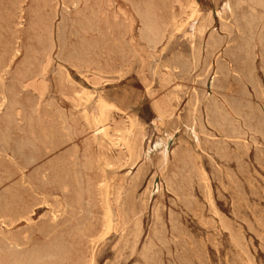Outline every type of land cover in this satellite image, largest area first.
Instances as JSON below:
<instances>
[{
  "label": "rangeland",
  "instance_id": "rangeland-1",
  "mask_svg": "<svg viewBox=\"0 0 264 264\" xmlns=\"http://www.w3.org/2000/svg\"><path fill=\"white\" fill-rule=\"evenodd\" d=\"M127 1L128 0H109V1H106V0L105 1L104 0H94V1L92 0H86V1L85 0H67V1L66 0H52V1L51 0H0V35H1L0 36V60L2 62L0 63V84H1L0 85V106H1L0 108V111H1L0 112V136H1L0 137V156H1L0 157V187H1L0 188V202L2 203V204L0 203L1 204L0 207L2 209V211L0 209V242L2 243V244L0 243V246H3L4 249L6 247L7 251H11L6 242L9 240H16L21 243V247L15 248L14 251L19 252L21 254H27L29 252L31 253L34 250L35 251L41 250V252L46 253V250H49V248H52L55 245L59 246V248L62 250H65V251L68 250L66 251L68 253L66 255L67 257L66 259L67 261L65 260L66 262L65 261L60 262L58 259L54 257L52 258L48 256L47 254L45 255L42 254V256L40 257L41 259L39 261L40 264H45L44 262H46V264H56V263L57 264H82L83 261L88 260L92 257L95 260V264H153L155 261L156 263L154 264H159V263L160 264H198V263L199 264H250V263L254 264V262L255 264H264V157H262L264 156V138H263L264 137V132H263L264 131V94H263L264 93L263 91L264 90V71H263L264 70V65H263L264 63V59H263L264 58V42H263L264 41V37H263L264 36L263 35L264 34V26H263L264 25L263 23L264 22V14H263L264 13V0H254V1L253 0H241V3L239 2L240 0L238 1L232 0L233 2L231 0H169L171 1V3L168 0H158V1L148 0V6H147V0H142V1L141 0H138V1L130 0L128 2ZM229 1H231V3H229ZM61 2H64V3H61ZM132 2L135 3L134 4L135 6L130 5V4H133ZM244 2L246 4H244ZM76 3L82 7L80 6H79L80 8L76 7L78 6L76 5ZM100 3L102 6L99 5ZM260 3H263L262 4L263 6L261 5V6L256 7V5H260ZM141 4L143 5L145 4V6ZM150 4L152 5V8ZM97 5H98V8H97ZM136 5L138 6V8ZM159 5L161 8L159 7ZM142 7L145 9H143ZM238 7H240V9L243 12L239 10ZM249 7L250 8L252 7V9L249 10ZM185 9L186 11H184ZM65 10L67 13H65ZM75 10L76 12H74ZM153 10L156 11V14L153 12ZM193 10H195L198 15V17L195 18L194 26H193L194 18L190 17ZM143 11H145V13ZM234 11H236V13ZM20 12L22 13V15L19 14ZM135 12H136V15H135ZM165 12L167 15L165 14ZM100 13L102 16L100 15ZM237 13L239 14L241 13L240 15L238 14L239 17H237L238 16ZM92 14H95L96 16L95 15L92 16ZM143 14L146 15V17H144ZM242 14L244 17L242 16ZM86 15L88 16V20H86L87 18H85L87 17ZM259 15L261 16V18ZM225 16L226 17L228 16V17L226 18ZM254 16H256V19L254 18ZM64 17L66 19H64ZM91 17L92 19L95 17L93 21L92 19H90ZM110 17H112V19ZM232 17H234L235 19L234 18L231 19ZM258 17L260 18L261 21L259 20ZM97 18L99 19L97 20ZM105 18H108V19L105 20ZM126 18H128L127 21H126ZM170 18H171V21L169 20ZM208 18H210V21H208L209 20ZM241 18L243 20H241ZM142 19L145 21L143 22ZM204 19L207 22H205ZM79 20L82 22V24ZM107 20H108V23H107ZM148 20L150 24H148L149 23ZM75 21L78 23L80 22L82 27L80 24L75 23ZM102 21L103 22L106 21V22L102 24ZM140 21L143 22L142 23L143 25L140 24L141 23ZM155 21L157 25H155L154 23ZM201 21L202 22L204 21V22L202 23ZM19 22H21L22 24ZM86 22L88 23L92 22V23L87 24ZM119 22L123 24H120ZM180 22L182 23L180 24ZM210 22H213V23L209 24ZM221 22L224 24H222ZM230 22L235 23V24H232ZM249 22L251 23L249 24ZM59 23L62 25H60ZM220 23L224 25L225 27L224 26H223L224 28L221 27L222 25H220ZM57 24L61 27L59 28ZM76 24L80 26H77ZM164 25L166 26L164 27ZM226 25L229 27H227ZM167 26L168 28H166ZM200 26L202 27L203 30H201ZM83 27H87L88 30ZM147 27L148 29H146ZM149 27L152 29V31L154 30L156 31L158 28L159 29L156 32L154 31V33L152 32L154 34L153 35ZM237 27L238 28L240 27L239 30ZM63 28L65 30H63ZM231 28H234L235 30L234 29L232 30ZM89 29H92V30H89ZM170 29H172L173 32ZM197 30H198V34H197ZM229 30L230 31L232 30L231 33ZM251 30H252V33H251ZM146 31L148 32V34L150 33L148 35V40H147ZM159 31L162 32V35L161 33H159ZM199 31H202V32H199ZM191 32L195 34H192ZM81 33L82 34L84 33V34L82 35ZM155 33H157V36L159 35V37H157ZM235 33L237 34L235 35ZM200 34L202 36L203 41L201 40ZM43 35L44 37H42ZM58 35L59 36L64 35V36L58 37ZM160 35L161 36L165 35L164 37L166 38L164 37L162 38ZM238 35L241 36V38ZM102 36L103 37L106 36V37L103 38ZM85 37H87L86 40H84ZM191 37L192 39H190ZM211 37L213 38L215 37V41ZM232 37H235V38H232ZM160 38L164 40L162 41ZM247 38L248 40L246 41ZM234 39L236 41H234ZM41 40H44V41H41ZM58 40L62 41V43L60 44ZM104 40H106V42ZM77 41L79 44L77 43ZM81 41L82 42L84 41V42L82 43ZM148 41L149 42L152 41L153 45H152V42H151V45L148 44ZM155 41L158 43H154ZM185 41H187L188 43H186ZM218 41L220 42L221 46L219 45ZM232 41L236 45L232 44ZM38 42H40V44ZM93 42L94 44H92ZM211 42H215V43H212L211 45L210 44ZM81 43L82 45L83 44L84 45L82 46ZM169 43L172 44V46L169 45ZM147 44L149 45V47ZM154 44H158V47H156L157 45L154 46ZM63 45L64 47H62ZM76 46L78 47V49H76ZM211 46L213 47L215 46V48H212ZM206 47L210 49L206 50L207 49ZM83 48L85 50H82ZM92 48H94V50ZM196 48H197V51H196ZM199 48L200 50L198 51ZM89 49L92 51V53L90 52ZM108 49L110 50V52ZM213 49H215V53L213 52L214 51ZM122 50L124 52H122ZM164 50H167V51H164ZM227 50L229 51V53ZM83 51L84 52L86 51L88 54L86 52L84 53ZM98 51L100 52L98 53ZM196 52H198L197 54L199 55H197ZM261 54L263 55L261 56ZM61 55L63 57H61ZM72 55L77 60L76 61L74 58L75 63L73 62ZM136 55L138 56V58ZM226 55L227 56L229 55L230 57L228 56L229 57L228 58ZM196 56L198 58H196ZM88 57L91 60L88 59ZM157 57L158 58L160 57L161 59L160 58L158 59ZM180 57L183 60L184 59L185 60L183 61ZM209 57L211 58V60ZM70 58L72 60H70ZM85 58L87 59V61ZM171 58H173L175 62ZM250 60H252V62ZM253 60L254 61L256 60V61L254 62ZM187 62H188V65H186ZM248 62L249 64L251 63L253 64L249 65ZM223 63L225 64L223 65ZM175 64L176 66H174ZM210 64L213 66H209ZM82 65L83 66L85 65L87 67L85 66L83 67ZM79 66L80 67L82 66V68H80ZM190 67H191V70H190ZM102 68L104 70H102ZM184 69L186 71H184ZM5 71H7V73ZM59 72L61 73V75L62 74L64 75L61 76ZM167 72L169 73V75L167 74ZM30 74L32 75L30 76ZM63 76H65V78ZM169 77H171L172 80H169L170 79ZM173 78H175V80ZM198 78L200 81H198ZM153 81L155 83H153ZM165 81L168 84V86L165 83ZM196 81L198 82L196 83ZM214 84H217V85H214ZM33 91L34 93H32ZM186 91L188 94L186 93ZM173 94H175V96H173ZM171 96L173 97L171 98ZM203 98L207 99V100L205 99L206 102ZM192 99H195V100L193 101ZM52 100H53V103H51ZM76 102L78 104H76ZM167 103L169 104L167 105ZM170 103L172 104L170 105ZM186 105H187V109H185ZM168 108L170 109L168 110ZM218 109H219V112H216L218 111ZM227 111H228V114H226ZM194 112H195V115H194ZM208 116H210L209 119H207ZM243 116H244V119L248 118V120L247 119L244 120ZM248 116H251V117H248ZM216 117L218 118V122H215ZM28 118L30 120H28ZM200 118L202 119V123L201 121H199L201 120ZM66 119H68L69 122H67L68 120ZM167 120L169 122H167ZM233 120L235 122H233ZM52 122L55 124H53ZM76 122H77V125H76ZM135 122H136L135 125L137 126L139 125L138 127L134 125ZM139 122L141 124H138ZM154 122L155 123L157 122L156 123L157 126L156 124H154ZM113 123L115 124V126ZM191 123L194 125H192ZM210 124H212V126ZM252 125H253V128H252ZM71 126H72V129L70 128ZM194 126H196L197 128ZM53 127L55 129H53ZM67 127L70 128V130ZM120 127L125 131L121 130ZM28 129L29 131L31 129L33 130L29 132ZM254 130H256V132ZM185 131H187V133ZM201 131H203L206 134L204 135V133H202ZM9 132L11 135L9 134ZM224 132H227V133H224ZM243 132L244 134L247 133L246 134L247 136L244 135ZM1 133L3 136L1 135ZM27 133L31 136H29ZM196 133H197V137H196ZM229 134L231 137L232 136L234 138L237 137L236 140L233 138L231 139ZM251 134H254V135H251ZM127 135L129 137H127ZM198 136L201 138V140L200 138H198ZM260 136L262 138H260ZM25 137H28V138H25ZM192 138L194 141L192 140ZM28 139L29 141H27ZM22 141L26 145H24ZM126 141L128 142L129 146L126 145L125 143ZM136 141L142 142L140 144L138 143L139 145H142V147L138 146ZM31 142L34 144H32ZM233 143L234 145H232ZM202 144H204V146ZM27 145L29 146V148H27L28 147ZM19 146L23 148H20ZM24 146H27V147H24ZM33 147H35V149ZM133 147H136V148H133ZM135 149L136 150L140 149V150L136 151ZM209 149L211 153L209 152ZM246 150L248 153L246 152ZM1 153H3V155ZM137 153L140 154V155L138 154L140 157L137 155ZM217 153L219 155H217ZM24 158L25 159L27 158V159L25 160ZM138 158L140 159L138 160ZM135 160H136V164H135ZM190 160L192 163L190 162ZM31 161L32 163L35 161L34 164H32ZM96 161L97 163H95ZM160 162L163 164H159ZM186 164H188L189 166ZM28 166H31V167H28ZM165 166H167L166 167L167 169L165 168ZM163 167L165 168L164 170H163ZM140 170L141 172H139ZM160 171L161 173H159ZM163 171H165V173ZM78 172L79 173L81 172L80 173L81 175L78 174ZM35 174L36 175L39 174V175L34 176ZM114 175L117 177H115ZM9 176L11 177L9 178ZM112 176H114V178ZM183 176L185 177V180L183 179ZM36 177H38L37 179L39 180H37ZM29 178L31 181L29 180ZM190 178L191 180H189ZM206 178H208L209 180ZM124 180H126V182ZM186 183L188 184L189 187L187 186ZM31 184L34 186H32ZM191 184L192 186H190ZM73 186H76V187H74L73 189ZM98 186H100V188ZM167 186L169 187V189ZM120 189H122V191ZM102 190H104L103 191L104 194L100 195L102 194ZM34 191H36V193L38 194H36ZM89 191H91V193H89ZM119 191H121V194ZM173 191L175 193H173ZM223 191H225V193ZM126 192L127 193L130 192V193L127 194ZM257 192L258 194H256ZM83 193H84V196H82ZM117 194L118 196L116 199ZM106 196L107 198H105ZM192 199L194 200V202ZM211 199H212V202H211ZM105 200L108 202L106 203ZM127 201L130 203V205L132 204L131 206H133V204L134 206L130 207L129 203H126ZM45 203L46 204L48 203L49 205L47 204L46 206ZM64 203H66L68 206ZM189 203H191L190 206H189ZM107 205L109 207H106ZM60 207L63 209H61ZM191 207L192 209H190ZM212 207L215 213L211 209ZM5 211H6V214L3 215ZM107 211H110V214ZM126 211H128V213ZM11 212L13 213L11 214ZM140 212H143V213H140ZM154 212H156L157 214H155ZM21 213L23 214L21 215ZM92 214L95 217L92 216ZM87 216L89 217L88 219L86 218ZM105 216L106 217L108 216V219H106ZM24 220H27V221H24ZM53 220H54V223L52 222ZM109 221H111V228H110V231L108 232L109 234L106 236L107 234L106 226L108 224L107 222ZM103 224L105 228H102ZM138 224L140 227L138 226ZM154 224L156 227H154ZM5 226L7 227V229ZM82 227H84V229H82ZM154 228L155 229L157 228V229L155 230ZM172 229L173 231L176 230L175 232L177 233L175 232L173 233ZM155 232L156 234L159 233V235L161 234L163 236L157 235L158 237L157 238ZM61 238L64 240H62ZM234 239L236 240L234 241ZM61 240L63 241L64 244H62ZM54 242H57V244ZM68 242L69 244H67ZM134 242L135 243L137 242V244H134ZM151 243L152 244L156 243V244L151 245ZM39 246H41L43 249ZM151 246L152 247L156 246V247H153L154 248L153 249ZM239 246H242L241 249L243 250H241ZM37 247H39V250ZM70 247H72L73 249ZM146 248L148 249L150 248V249L149 250L147 249L148 250L147 251ZM244 249L246 253L244 252ZM69 251H71V254ZM2 252L0 251V256L2 255L1 254ZM94 252L96 254L92 255L94 254ZM159 252H160V255H159ZM141 253L145 255L143 256ZM153 253H154V256H153ZM158 257L160 259H158ZM143 259L145 260V262L143 261ZM151 259L155 261H152ZM146 260H148L147 263H146Z\"/></svg>",
  "mask_w": 264,
  "mask_h": 264
},
{
  "label": "bare ground",
  "instance_id": "bare-ground-1",
  "mask_svg": "<svg viewBox=\"0 0 264 264\" xmlns=\"http://www.w3.org/2000/svg\"><path fill=\"white\" fill-rule=\"evenodd\" d=\"M51 1H52V0H51ZM66 1H67V0H66ZM85 1H86V0H85ZM92 1H94V0H92ZM104 1H105V0H104ZM106 1H109V0H106ZM128 1H130V0H128ZM128 1H127V2H128ZM137 1H138V0H137ZM141 1H142V0H141ZM157 1H158V0H157ZM168 1H169V0H168ZM231 1H232V0H231ZM231 1H229V3H231ZM237 1H238V0H237ZM253 1H254V0H253ZM22 2H23V1H22ZM22 2H21V3H22ZM55 2H56V1H55ZM68 2H69V1H68ZM76 2H77V1H76ZM100 2H101V1H100ZM112 2H114V1H112ZM135 2H136V1H135ZM139 2H140V1H139ZM162 2H163V1H162ZM169 2L171 3V1H169ZM172 2H173V1H172ZM176 2H177V1H176ZM179 2H180V1H179ZM232 2H233V1H232ZM239 2L241 3V0H240ZM249 2H250V1H249ZM50 3H51V2H50ZM57 3H58V2H57ZM61 3H64V2H61ZM73 3H74V2H73ZM83 3H84V2H83ZM86 3H87V2H86ZM88 3H89V1H88ZM98 3H99V1H98ZM110 3H111V2H110ZM132 3H133V2H132ZM149 3H150V2H149ZM189 3H190V2H189ZM23 4H24V3H23ZM66 4H67V2H66ZM66 4H65V5H66ZM104 4H105V3H104ZM134 4H135V3L130 4V5H134ZM156 4H157V3H156ZM159 4H160V3H159ZM161 4H162V3H161ZM164 4H165V3H164ZM173 4H174V3H173ZM179 4H180V3H179ZM244 4H246V3L244 2ZM248 4H249V3H248ZM253 4H254V3H253ZM262 4H263V3H260V5H256V7H257V6H261ZM48 5H49V4H48ZM76 5H78V4L76 3ZM87 5H88V4H87ZM99 5H101V3H100ZM141 5H143V4H141ZM169 5H170V4H169ZM236 5H237V4H236ZM15 6H17V5H15ZM72 6H73V5H72ZM74 6H75V5H74ZM79 6H80V5H78V6H76V7H79ZM101 6H102V5H101ZM101 6H100V7H101ZM104 6H106V5H104ZM134 6H135V5H134ZM136 6H137V5H136ZM139 6H140V5H139ZM143 6H145V4H144ZM147 6H148V0H147ZM150 6H151V8H152V5H151V4H150ZM156 6H157V5H156ZM166 6H167V5H166ZM192 6H193V5H192ZM234 6H235V5H234ZM237 6H238V5H237ZM241 6H242V5H241ZM241 6H240V7H241ZM262 6H263V5H262ZM21 7H22V6H21ZM44 7H45V6H44ZM47 7H48V6H47ZM64 7H65V6H64ZM80 7H82V6H80ZM80 7H79V8H80ZM91 7H92V6H91ZM91 7H90V8H91ZM108 7H109V6H108ZM159 7H160V5H159ZM168 7H169V6H168ZM182 7H184V6H182ZM228 7H229V6H228ZM228 7H227V9H228ZM232 7H233V6H232ZM235 7H236V6H235ZM240 7H238L239 10H241ZM53 8H54V7H53ZM58 8H59V6H58ZM69 8H70V7H69ZM90 8H89V9H90ZM97 8H98V5H97ZM102 8H103V7H102ZM102 8H101V9H102ZM105 8H106V7H105ZM132 8H133V7H132ZM134 8H135V7H134ZM137 8H138V6H137ZM142 8H143V7H142ZM142 8H141V9H142ZM148 8H149V7H148ZM148 8H147V9H148ZM155 8H156V7H155ZM157 8H158V7H157ZM160 8H161V7H160ZM160 8H159V9H160ZM179 8H180V7H179ZM185 8H186V7H185ZM188 8H189V6H188ZM247 8H248V7H247ZM261 8H263V7H261ZM62 9H63V8H62ZM73 9H75V8H73ZM82 9H83V8H82ZM143 9H145V8H143ZM165 9H166V8H165ZM170 9H171V7H170ZM174 9H175V8H174ZM230 9H232V8H230ZM233 9H234V8H233ZM250 9H252V7H251V8L249 7V10H250ZM255 9H256V8H255ZM258 9H259V8H258ZM49 10H50V9H49ZM53 10H54V9H53ZM67 10H68V9H67ZM90 10H91V9H90ZM95 10H96V9H95ZM95 10H94V11H95ZM132 10H133V9H132ZM187 10H189V9H187ZM62 11H63V10H62ZM101 11H102V10H101ZM135 11H136V10H135ZM147 11H148V10H147ZM147 11H146V12H147ZM184 11H186V9H185ZM241 11H242V10H241ZM246 11H247V10H246ZM255 11H256V10H255ZM257 11H258V10H257ZM21 12H22V11H21ZM21 12H20L19 14L22 15ZM63 12H64V11H63ZM68 12H69V11H68ZM74 12H76V10H75ZM85 12H86V11H85ZM105 12H106V11H105ZM133 12H134V11H133ZM141 12H142V11H141ZM143 12L145 13V11H143ZM153 12L156 14V11L153 10ZM159 12H160V11H159ZM172 12H173V11H172ZM232 12H233V10H232ZM232 12H231V13H232ZM234 12L236 13V11H234ZM237 12H238V11H237ZM239 12H240V11H239ZM242 12H243V11H242ZM259 12H260V11H259ZM261 12H262V10H261ZM65 13H67L66 10H65ZM70 13H71V12H70ZM93 13H94V12H93ZM102 13H103V12H102ZM124 13H125V12H124ZM149 13H150V12H149ZM154 13H153V14H154ZM162 13H163V12H162ZM219 13H220V12H219ZM244 13H245V12H244ZM247 13H248V12H247ZM252 13H253V12H252ZM7 14H8V13H7ZM78 14H79V12H78ZM81 14H82V13H81ZM95 14H96V13H95ZM95 14H92V16L95 15ZM146 14H148V13H146ZM165 14H166V12H165ZM173 14H175V13H173ZM173 14H172V16H173ZM180 14H181V13H180ZM184 14H186V13H184ZM238 14H239V13H237V15H238ZM240 14H241V13H240ZM240 14H239V15H240ZM250 14H251V13H250ZM263 14H264V13H263ZM263 14H261V15H263ZM63 15H64V14H63ZM100 15H101V13H100ZM104 15H105V14H104ZM107 15H108V14H107ZM125 15H126V14H125ZM135 15H136V12H135ZM143 15H144V14H143ZM143 15H142V17H143ZM166 15H167V14H166ZM239 15H238L237 17H239ZM246 15H247V14H246ZM54 16H55V15H54ZM54 16H53V17H54ZM78 16H80V15H78ZM81 16H82V15H81ZM83 16H84V15H83ZM86 16H87V15H86ZM95 16H96V15H95ZM101 16H102V15H101ZM203 16H205V15H203ZM242 16H243V14H242ZM251 16H252V15H251ZM259 16H260V15H259ZM20 17H22V16H20ZM56 17H57V16H56ZM61 17H62V16H61ZM125 17H126V16H125ZM138 17H139V16H138ZM144 17H146V15H144ZM147 17H148V16H147ZM154 17H155V16H154ZM154 17H153V18H154ZM180 17H181V16H180ZM190 17L194 18V20H193V26H194V25H195V18L198 17L197 12H196L195 10H193V12H192V14H191ZM207 17H208V16H207ZM209 17H210V16H209ZM221 17H222V16H221ZM221 17H220V18H221ZM225 17H226V16H225ZM227 17H228V16H227ZM227 17H226V18H227ZM240 17H241V16H240ZM243 17H244V16H243ZM252 17H253V16H252ZM85 18H87L86 20H88V16L85 17ZM94 18H95V17H94ZM94 18H93V19H94ZM110 18L112 19V17H110ZM160 18H161V16H160ZM165 18H166V17H165ZM165 18H164V19H165ZM175 18H176V17H175ZM186 18H187V17H186ZM203 18H204V17H203ZM203 18H202V20H203ZM233 18H234V17H232L231 19H233ZM254 18L256 19V16H254ZM258 18H259V17H258ZM260 18H261V16H260ZM260 18H259V20H260ZM43 19H44V18H43ZM47 19H48V18H47ZM64 19H66V18L64 17ZM77 19H78V18H77ZM77 19H76V20H77ZM90 19H92V17H91ZM93 19H92V21H93ZM98 19H99V18H97V20H98ZM106 19H108V18H105V20H106ZM127 19H128V18H126V21H127ZM133 19H134V18H133ZM133 19H132V20H133ZM139 19H140V18H139ZM155 19H156V18H155ZM155 19H154V20H155ZM158 19H159V18H158ZM208 19H209L208 21H210V18H208ZM234 19H235V18H234ZM238 19H239V18H238ZM238 19H237V20H238ZM246 19H247V18H246ZM120 20H121V19H120ZM124 20H125V19H124ZM130 20H131V19H130ZM140 20H141V19H140ZM142 20H143V19H142ZM162 20H163V19H162ZM169 20L171 21V18H170ZM188 20H189V19H188ZM204 20H205V19H204ZM222 20H223V19H222ZM241 20H243V19L241 18ZM248 20H249V19H248ZM259 20H258V22H259ZM262 20H263V19H262ZM50 21H51V20H50ZM79 21H80V20H79ZM113 21H114V20H113ZM144 21H145V20H143V22H144ZM157 21H158V20H157ZM199 21H200V20H199ZM212 21H213V20H212ZM231 21H232V20H231ZM234 21H235V20H234ZM260 21H261V20H260ZM42 22H43V20H42ZM47 22H48V21H47ZM62 22H64V21H62ZM80 22H81V21H80ZM80 22L78 23V22L75 21V23H78V24H80ZM88 22H89V21H88ZM88 22H86V23H87V24H91V23H92V22H91V23H88ZM104 22H106V21H104ZM104 22L102 21V24H103ZM109 22H111V21H109ZM122 22H123V21H122ZM133 22H134V21H133ZM140 22H141V21H140ZM143 22H141L140 24H142ZM148 22H149V20H148ZM201 22H202V21H201ZM203 22H204V21H203ZM203 22H202V23H203ZM205 22H207V21L205 20ZM213 22H214V21H213ZM213 22H210L209 24H212ZM239 22H240V20H239ZM19 23H21V22H19ZM100 23H101V22H100ZM107 23H108V20H107ZM116 23H117V22H116ZM119 23H120V24H123L124 22H123V23L119 22ZM131 23H132V22H131ZM152 23H153V22H152ZM154 23H155V25H157V24H156V21H155ZM164 23H165V22H164ZM164 23H163V24H164ZM169 23H170V22H169ZM181 23H182V22H180V24H181ZM202 23H201V24H202ZM221 23H222V22H221ZM221 23H220V25L224 24V23H222V24H221ZM230 23H232V22H230ZM241 23H242V22H241ZM243 23H244V22H243ZM250 23H251V22H249V24H250ZM263 23H264V22H263ZM21 24H22V23H21ZM50 24H51V23H50ZM59 24H60V23H59ZM81 24H82V22H81ZM81 24H80V25H81ZM84 24H85V23H84ZM93 24H95V23H93ZM93 24H92V25H93ZM109 24H111V23H109ZM129 24H130V23H129ZM133 24H134V23H133ZM144 24H145V23H144ZM148 24H150V22H149ZM199 24H200V23H199ZM232 24H235V23H232ZM247 24H248V23H247ZM2 25H3V24H2ZM57 25H58V24H57ZM60 25H62V24H60ZM76 25H77V24H76ZM80 25H77V26H80ZM118 25H119V24H118ZM142 25H143V24H142ZM152 25H153V24H152ZM155 25H154V26H155ZM166 25H167V24H166ZM166 25H164V27H165ZM169 25H170V24H169ZM205 25H206V23H205ZM236 25H237V24H236ZM241 25H242V24H241ZM244 25H246V24H244ZM252 25H253V24H252ZM21 26H22V25H21ZM58 26H59V25H58ZM64 26H65V25H64ZM77 26H76V27H77ZM85 26H86V25H85ZM89 26H91V25H89ZM104 26H106V25H104ZM123 26H124V25H123ZM154 26H152V27H154ZM159 26H160V25H159ZM174 26H175V25H174ZM188 26H189V25H188ZM203 26H204V24H203ZM210 26H211V25H210ZM223 26H224V25H222L221 27H223ZM226 26H227V25H226ZM263 26H264V25H263ZM38 27H39V26H38ZM60 27H61V26H59V28H60ZM81 27H82V25H81ZM81 27H79V28H81ZM94 27H95V26H94ZM101 27H102V26H101ZM117 27H119V26H117ZM117 27H116V28H117ZM129 27H130V26H129ZM129 27H128V29H129ZM133 27H134V26H133ZM164 27H163V28H164ZM200 27H201V26H200ZM200 27H199V28H200ZM224 27H225V26H224ZM224 27H223V28H224ZM227 27H229V26H227ZM235 27H236V26H235ZM240 27H241V26H240ZM240 27H239V28H240ZM249 27H251V26H249ZM4 28H5V27H4ZM11 28H12V27H11ZM15 28H16V27H15ZM39 28H40V27H39ZM45 28H46V27H45ZM56 28H57V27H56ZM66 28H67V27H66ZM77 28H78V27H77ZM83 28H86V29H87V27H83ZM92 28H93V27H92ZM95 28H96V27H95ZM98 28H99V27H98ZM114 28H115V27H114ZM114 28H113V29H114ZM149 28H150V27H149ZM166 28H168V26H167ZM166 28H165V29H166ZM195 28H196V27H195ZM195 28H194V29H195ZM199 28H198V29H199ZM204 28H205V27H204ZM206 28H207V26H206ZM206 28H205V29H206ZM237 28H238V27H237ZM239 28H238V30H239ZM244 28H245V26H244ZM252 28H253V27H252ZM254 28H255V27H254ZM50 29H51V28H50ZM86 29H85V30H86ZM105 29H106V28H105ZM113 29H112V30H113ZM128 29H127V30H128ZM130 29H131V28H130ZM133 29H134V28H133ZM146 29H148V27H147ZM146 29H145V30H146ZM150 29H151V28H150ZM154 29H155V28H154ZM154 29H153V30H154ZM156 29H157V27H156ZM158 29H159V28H158ZM158 29H157V30H158ZM161 29H162V28H161ZM161 29H160V30H161ZM191 29H192V28H191ZM231 29L233 30L234 28H231ZM246 29H247V28H246ZM256 29H257V27H256ZM37 30H38V29H37ZM41 30H42V29H41ZM53 30H54V29H53ZM63 30H65V29L63 28ZM63 30H62V31H63ZM80 30H81V29H80ZM87 30H88V29H87ZM89 30H92V29H89ZM101 30H102V29H101ZM101 30H100V31H101ZM120 30H121V29H120ZM157 30H156V31H157ZM170 30L172 31V29H170ZM188 30H189V28H188ZM201 30H203L202 27H201ZM232 30H231V31H232ZM234 30H235V29H234ZM241 30H242V29H241ZM19 31H20V30H19ZM47 31H48V30H47ZM83 31H84V29H83ZM96 31H97V30H96ZM109 31H110V30H109ZM113 31H114V30H113ZM131 31H132V30H131ZM138 31H139V30H138ZM140 31H141V30H140ZM147 31H148V30H147ZM147 31H146V32H147ZM150 31H151V33H152V32L154 33L155 30L152 31V29H151ZM156 31H155V32H156ZM190 31H191V30H190ZM192 31H193V30H192ZM227 31H228V30H227ZM229 31H230V30H229ZM231 31H230V33H231ZM244 31H245V30H244ZM261 31H262V30H261ZM22 32H23V31H22ZM101 32H102V31H101ZM117 32H118V31H117ZM132 32H133V31H132ZM132 32H131V33H132ZM144 32H145V31H144ZM165 32H166V30H165ZM172 32H173V31H172ZM172 32H171V33H172ZM175 32H176V31H175ZM199 32H202V31H199ZM205 32H206V31H205ZM224 32H225V31H224ZM236 32H237V31H236ZM257 32H258V31H257ZM41 33H42V32H41ZM53 33H54V31H53ZM66 33H67V32H66ZM74 33H75V32H74ZM90 33H91V32H90ZM92 33H93V31H92ZM118 33H119V32H118ZM131 33H130V35H131ZM140 33H141V32H140ZM153 33H152V34H153ZM159 33H161V35H162V32L159 31ZM177 33H178V32H177ZM191 33H192V32H191ZM191 33H190V35H191ZM226 33H227V32H226ZM232 33H234V32H232ZM245 33H246V32H245ZM248 33H249V31H248ZM251 33H252V30H251ZM260 33H261V32H260ZM260 33H259V34H260ZM56 34H57V33H56ZM75 34H76V33H75ZM77 34H78V33H77ZM79 34H80V33H79ZM81 34H82V33H81ZM83 34H84V33H83ZM83 34H82V35H83ZM101 34H102V33H101ZM104 34H105V33H104ZM110 34H111V33H110ZM114 34H115V33H114ZM116 34H117V33H116ZM126 34H128V33H126ZM138 34H139V33H138ZM144 34H145V33H144ZM149 34H150V33H149ZM149 34H148V32H147V40H148V35H149ZM155 34H156V36H157V33H155ZM163 34H164V33H163ZM175 34H176V33H175ZM178 34H179V33H178ZM192 34H195V33H192ZM197 34H198V30H197ZM236 34H237V33H235V35H236ZM242 34H243V32H242ZM5 35H6V34H5ZM47 35H48V34H47ZM47 35H46V36H47ZM49 35H50V34H49ZM87 35H89V34H87ZM97 35H99V34H97ZM120 35H121V34H120ZM141 35H142V34H141ZM145 35H146V34H145ZM153 35H154V34H153ZM153 35H152V36H153ZM161 35H160V36H161ZM203 35H204V34H203ZM211 35H212V34H211ZM235 35H234V36H235ZM244 35H245V34H244ZM244 35H243V36H244ZM255 35H256V34H255ZM257 35H258V34H257ZM261 35H262V34H261ZM263 35H264V34H263ZM0 36H1V35H0ZM39 36H40V35H39ZM46 36H45V38H46ZM60 36H61V35H60ZM60 36L58 35V37H60ZM62 36H64V35H62ZM62 36H61V37H62ZM73 36H74V35H73ZM84 36H85V35H84ZM113 36H114V35H113ZM115 36H117V35H115ZM123 36H124V34H123ZM139 36H140V35H139ZM156 36H154V37H156ZM164 36H165V35H163V36H161V37L163 38ZM173 36H174V35H173ZM185 36H186V35H185ZM194 36H195V35H194ZM194 36H193V37H194ZM200 36H201V34H200ZM227 36H228V35H227ZM238 36H239V35H238ZM238 36H237V37H238ZM252 36H254V35H252ZM2 37H3V36H2ZM18 37H19V36H18ZM42 37H44V35H43ZM42 37H41V38H42ZM75 37H76V36H75ZM75 37H74V38H75ZM78 37H79V36H78ZM81 37H82V36H81ZM102 37H103V36H102ZM105 37H106V36H105ZM105 37H103V38H105ZM107 37H108V35H107ZM142 37H143V36H142ZM144 37H145V36H144ZM157 37H159V35H158ZM171 37H172V36H171ZM174 37H175V36H174ZM179 37H181V36H179ZM187 37H188V36H187ZM239 37L241 38V36H239ZM244 37H245V36H244ZM244 37H243V38H244ZM246 37H247V35H246ZM263 37H264V36H263ZM263 37H262V38H263ZM64 38H65V37H64ZM76 38H77V37H76ZM86 38H87V37H85L84 40H86ZM103 38H102V39H103ZM113 38H114V37H113ZM145 38H146V37H145ZM164 38H166V37H164ZM177 38H178V37H177ZM211 38L214 39V41H215V37H214V38L211 37ZM232 38H235V37H232ZM243 38H242V39H243ZM254 38H255V37H254ZM256 38H257V36H256ZM18 39H19V38H18ZM79 39H80V38H79ZM92 39H93V37H92ZM106 39H108V38H106ZM111 39H112V38H111ZM118 39H119V38H118ZM155 39H156V38H155ZM160 39H161V38H160ZM175 39H176V38H175ZM184 39H185V38H184ZM190 39H192V37H191ZM212 39H211V40H212ZM216 39H217V38H216ZM221 39H222V37H221ZM221 39H220V40H221ZM229 39H230V38H229ZM236 39H237V38H236ZM250 39H251V38H250ZM39 40H40V39H39ZM80 40H81V39H80ZM119 40H120V39H119ZM126 40H127V39H126ZM143 40H144V39H143ZM143 40H142V42H143ZM145 40H146V39H145ZM153 40H154V39H153ZM161 40H162V39H161ZM161 40H159V41H161ZM163 40H164V39H163ZM163 40H162V41H163ZM201 40H202V36H201ZM201 40H200V41H201ZM208 40H209V39H208ZM225 40H226V39H225ZM230 40H231V39H230ZM247 40H248V38L246 39V41H247ZM251 40H252V39H251ZM21 41H22V40H21ZM32 41H33V40H32ZM41 41H44V40H41ZM45 41H46V39H45ZM58 41H59V40H58ZM78 41H79V40H78ZM78 41H77V43H78ZM89 41H90V40H89ZM91 41H92V40H91ZM104 41L106 42V40H104ZM149 41H150V40H149ZM149 41H148V44L151 45V42H152V41H151V42H149ZM157 41H158V40H157ZM172 41H173V40H172ZM172 41H171V42H172ZM193 41H195V40H193ZM202 41H203V40H202ZM202 41H201V42H202ZM234 41H236V40L234 39ZM237 41H238V40H237ZM241 41H242V40H241ZM253 41H254V40H253ZM253 41H251V42H253ZM49 42H50V40H49ZM59 42H60V44L62 43V41H59ZM59 42H58V43H59ZM81 42H82V41H81ZM83 42H84V41H83ZM83 42H82V43H83ZM109 42H110V41H109ZM133 42H135V41H133ZM168 42H169V41H168ZM168 42H167V43H168ZM178 42H179V41H178ZM185 42L188 43L187 41H185ZM207 42H209V41H207ZM242 42H243V41H242ZM263 42H264V41H263ZM38 43L40 44V42H38ZM82 43H81V45H82ZM98 43H99V42H98ZM98 43H97V44H98ZM110 43H111V42H110ZM145 43H146V41H145ZM154 43H158V42L155 41ZM189 43H190V42H189ZM195 43H196V42H195ZM212 43H215V42H211L210 44L212 45ZM218 43H219V45L221 46V44H220L219 41H218ZM230 43H231V42H230ZM17 44H18V42H17ZM42 44H43V43H42ZM49 44H50V43H49ZM63 44H64V43H63ZM78 44H79V43H78ZM88 44H89V42H88ZM92 44H94V42H93ZM97 44H96V45H97ZM117 44H119V43H117ZM148 44H147V45H148ZM161 44H162V43H161ZM201 44H202V43H201ZM206 44H207V43H206ZM210 44H209V45H210ZM228 44H229V43H228ZM228 44H227V45H228ZM232 44H235V43L232 41ZM237 44H238V43H237ZM240 44H241V42H240ZM242 44H243V43H242ZM245 44H246V43H245ZM250 44H251V43H250ZM257 44H258V43H257ZM12 45H13V44H12ZM43 45H44V44H43ZM83 45H84V44H83ZM83 45H82V46H83ZM86 45H87V44H86ZM109 45H110V44H109ZM109 45H108V47H109ZM121 45H122V44H121ZM124 45H125V43H124ZM131 45H132V44H131ZM147 45H146V46H147ZM152 45H153V42H152ZM155 45H157L156 47H158V44H154V46H155ZM169 45L172 46V44H170V43H169ZM202 45H203V44H202ZM207 45H208V44H207ZM213 45H214V44H213ZM217 45H218V44H217ZM235 45H236V44H235ZM255 45H256V44H255ZM255 45H254V46H255ZM259 45H260V44H259ZM65 46H66V45H65ZM73 46H74V45H73ZM105 46H106V45H105ZM126 46H127V45H126ZM191 46H192V45H191ZM205 46H206V45H205ZM230 46H231V45H230ZM260 46H261V45H260ZM62 47H64V45H63ZM106 47H107V46H106ZM123 47H124V46H123ZM148 47H149V45H148ZM148 47H147V48H148ZM166 47H167V46H166ZM169 47H170V46H169ZM169 47H168V48H169ZM175 47H176V46H175ZM198 47H199V46H198ZM207 47H208V46H207ZM207 47H206V48H207ZM211 47H212V48H215V46H214V47L211 46ZM217 47H218V46H217ZM237 47H238V46H237ZM244 47H245V46H244ZM262 47H263V46H262ZM5 48H6V47H5ZM16 48H17V47H16ZM52 48H53V47H52ZM85 48H86V47H85ZM89 48H90V46H89ZM102 48H103V46H102ZM112 48H113V47H112ZM151 48H152V47H151ZM154 48H155V47H154ZM154 48H153V49H154ZM182 48H183V47H182ZM226 48H227V47H226ZM247 48H248V47H247ZM17 49H18V48H17ZM60 49H61V48H60ZM66 49H67V48H66ZM76 49H78L77 46H76ZM79 49H80V48H79ZM87 49H88V48H87ZM92 49L94 50V48H92ZM113 49H114V48H113ZM130 49H131V48H130ZM169 49H170V48H169ZM193 49H194V48H193ZM209 49H210V48H207L206 50H209ZM252 49H253V48H252ZM50 50H51V49H50ZM52 50H53V49H52ZM69 50H70V49H69ZM82 50H85V49L83 48ZM89 50H90V49H89ZM97 50H98V48H97ZM103 50H104V49H103ZM105 50H106V49H105ZM108 50H109V49H108ZM135 50H136V49H135ZM155 50H157V49H155ZM190 50H191V48H190ZM199 50H200V48L198 49V51H199ZM213 50H214L213 52L215 53V49H213ZM231 50H232V49H231ZM237 50H239V49H237ZM246 50H247V49H246ZM63 51H65V50H63ZM63 51H61V52H63ZM72 51H74V50H72ZM76 51H77V50H76ZM86 51H88V50H86ZM86 51H85V52H86ZM161 51H163V50H161ZM164 51H167V50H164ZM196 51H197V48H196ZM216 51H218V50H216ZM225 51H226V50H225ZM227 51H228V50H227ZM233 51H234V49H233ZM47 52H48V51H47ZM58 52H59V51H58ZM77 52H78V51H77ZM81 52H82V51H81ZM83 52H84V51H83ZM85 52H84V53H85ZM90 52L92 53L91 50H90ZM96 52H97V51H96ZM96 52H95V53H96ZM99 52H100V51H98V53H99ZM109 52H110V50H109ZM122 52H124V51L122 50ZM125 52H126V51H125ZM151 52H152V51H151ZM201 52H202V51H201ZM201 52H200V54H201ZM213 52H212V53H213ZM252 52H253V51H252ZM64 53H65V52H64ZM66 53H67V52H66ZM86 53H87V52H86ZM130 53H131V52H130ZM133 53H134V52H133ZM136 53H137V52H136ZM197 53H198V52H196V54H197ZM228 53H229V51H228ZM249 53H250V52H249ZM19 54H20V53H19ZM42 54H43V53H42ZM73 54H74V53H73ZM76 54H77V53H76ZM76 54H75V55H76ZM87 54H88V53H87ZM100 54H101V53H100ZM111 54H112V53H111ZM124 54H125V53H124ZM194 54H195V53H194ZM230 54H232V53H230ZM233 54H234V52H233ZM251 54H252V53H251ZM14 55H15V54H14ZM33 55H34V54H33ZM35 55H36V54H35ZM43 55H44V54H43ZM68 55H69V54H68ZM68 55H67V56H68ZM90 55H91V54H90ZM138 55H139V54H138ZM182 55H183V54H182ZM182 55H181V56H182ZM197 55H199V54H197ZM262 55H263V54H261V56H262ZM1 56H2V55H1ZM83 56H84V55H83ZM122 56H123V55H122ZM126 56H127V55H126ZM136 56H137V55H136ZM173 56H174V55H173ZM193 56H194V55H193ZM205 56H206V55H205ZM208 56H209V55H208ZM220 56H221V55H220ZM226 56H227V55H226ZM228 56H229V55H228ZM228 56H227V57H228ZM248 56H249V55H248ZM45 57H46V56H45ZM45 57H44V58H45ZM61 57H63V56L61 55ZM72 57H73V55H72ZM78 57H79V56H78ZM86 57H87V56H86ZM90 57H91V56H90ZM147 57H148V56H147ZM199 57H201V56H199ZM202 57H203V56H202ZM212 57H213V56H212ZM229 57H230V56H229ZM229 57H228V58H229ZM13 58H15V57H13ZM74 58H75V57H73V62H74ZM98 58H99V57H98ZM137 58H138V56H137ZM151 58H152V57H151ZM157 58H158V57H157ZM159 58H160V57H159ZM159 58H158V59H159ZM177 58H178V56H177ZM177 58H176V59H177ZM180 58H181V57H180ZM196 58H198V57L196 56ZM196 58H195V59H196ZM209 58H210V57H209ZM3 59H4V58H3ZM29 59H30V58H29ZM31 59H33V58H31ZM49 59H50V58H49ZM56 59H58V58H56ZM60 59H61V58H60ZM60 59H59V60H60ZM82 59H83V58H82ZM85 59H86V58H85ZM88 59H90V58L88 57ZM95 59H96V58H95ZM101 59H102V58H101ZM104 59H105V58H104ZM155 59H156V58H155ZM155 59H154V60H155ZM160 59H161V58H160ZM171 59L173 60V58H171ZM181 59H182V58H181ZM181 59H180V60H181ZM246 59H247V58H246ZM251 59H252V58H251ZM253 59H254V57H253ZM263 59H264V58H263ZM70 60H72V59L70 58ZM75 60H76V58H75ZM90 60H91V59H90ZM90 60H89V61H90ZM96 60H97V59H96ZM102 60H103V59H102ZM143 60H144V59H143ZM182 60H183V59H182ZM184 60H185V59H184ZM184 60H183V61H184ZM186 60H187V59H186ZM197 60H199V59H197ZM197 60H196V61H197ZM205 60H206V59H205ZM210 60H211V58H210ZM221 60H222V59H221ZM46 61H47V59H46ZM60 61H61V60H60ZM63 61H64V60H63ZM68 61H69V60H68ZM76 61H77V60H76ZM86 61H87V59H86ZM100 61H101V60H100ZM103 61H104V60H103ZM107 61H108V60H107ZM134 61H135V60H134ZM136 61H137V59H136ZM144 61H145V60H144ZM152 61H153V60H152ZM152 61H151V62H152ZM173 61L175 62V60H173ZM177 61H178V60H177ZM196 61H195V62H196ZM208 61H209V60H208ZM208 61H207V62H208ZM246 61H247V60H246ZM250 61L252 62V60H250ZM253 61H254V60H253ZM255 61H256V60H255ZM255 61H254V62H255ZM30 62H31V61H30ZM36 62H37V61H36ZM39 62H40V60H39ZM81 62H82V61H81ZM90 62H91V61H90ZM92 62H93V61H92ZM105 62H106V61H105ZM180 62H181V61H180ZM195 62H194V63H195ZM207 62H206V63H207ZM220 62H221V61H220ZM260 62H261V61H260ZM0 63H2L1 60H0ZM64 63H65V62H64ZM74 63H75V62H74ZM198 63H199V62H198ZM198 63H197V64H198ZM203 63H204V62H203ZM218 63H219V62H218ZM261 63H262V62H261ZM43 64H44V63H43ZM65 64H66V63H65ZM81 64H82V63H81ZM87 64H88V63H87ZM162 64H163V63H162ZM190 64H191V63H190ZM204 64H205V63H204ZM207 64H208V63H207ZM224 64H225V63H223V65H224ZM248 64H249V62H248ZM248 64H247V65H248ZM251 64H253V63H251ZM251 64H249V65H251ZM77 65H78V64H77ZM98 65H99V64H98ZM101 65H102V64H101ZM136 65H137V64H136ZM139 65H140V64H139ZM149 65H150V64H149ZM152 65H154V64H152ZM152 65H151V66H152ZM158 65H160V64H158ZM186 65H188V62H187ZM191 65H192V64H191ZM221 65H222V64H221ZM263 65H264V63H263ZM3 66H4V64H3ZM34 66H35V64H34ZM82 66H83V65H82ZM82 66H81V67L79 66V67L82 68ZM84 66H85V65H84ZM84 66H83V67H84ZM89 66H90V65H89ZM93 66H94V65H93ZM95 66H96V65H95ZM102 66H103V65H102ZM108 66H109V65H108ZM146 66H147V65H146ZM151 66H150V68H151ZM174 66H176V64H175ZM178 66H179V64H178ZM181 66H182V65H181ZM197 66H199V65H197ZM209 66H213V65L210 64ZM216 66H217V64H216ZM9 67H10V66H9ZM41 67H42V65H41ZM69 67H70V65H69ZM74 67H75V66H74ZM85 67H87V66H85ZM129 67H131V66H129ZM171 67H172V66H171ZM193 67H195V66H193ZM203 67H204V66H203ZM207 67H208V66H207ZM220 67H221V66H220ZM24 68H25V67H24ZM26 68H27V67H26ZM90 68H91V67H90ZM95 68H96V67H95ZM95 68H94V69H95ZM200 68H201V67H200ZM208 68H209V67H208ZM218 68H219V67H218ZM218 68H217V69H218ZM262 68H263V67H262ZM42 69H43V68H42ZM60 69H61V68H60ZM60 69H59V70H60ZM78 69H79V68H78ZM86 69H87V68H86ZM100 69H101V68H100ZM156 69H157V68H156ZM170 69H171V68H170ZM179 69H181V68H179ZM188 69H189V68H188ZM203 69H204V68H203ZM260 69H261V68H260ZM6 70H7V69H6ZM32 70H33V69H32ZM32 70H31V71H32ZM46 70H47V69H46ZM76 70H77V69H76ZM80 70H81V69H80ZM102 70H104V69L102 68ZM150 70H151V69H150ZM157 70H158V69H157ZM182 70H183V69H182ZM182 70H181V71H182ZM190 70H191V67H190ZM196 70H198V69H196ZM209 70H210V69H209ZM7 71H8V70H7ZM7 71H5V72L7 73ZM40 71H41V70H40ZM40 71H39V72H40ZM42 71H43V70H42ZM60 71H61V70H60ZM90 71H91V70H90ZM181 71H180V72H181ZM184 71H186V70L184 69ZM212 71H213V70H212ZM216 71H218V70H216ZM220 71H221V69H220ZM220 71H219V72H220ZM263 71H264V70H263ZM27 72H28V71H27ZM63 72H64V71H63ZM66 72H67V71H66ZM99 72H100V70H99ZM153 72H154V71H153ZM160 72H161V71H160ZM182 72H183V71H182ZM188 72H189V71H188ZM204 72H205V71H204ZM209 72H210V71H209ZM222 72H223V70H222ZM59 73H60V72H59ZM85 73H86V72H85ZM88 73H89V72H88ZM92 73H93V72H92ZM96 73H97V72H96ZM154 73H155V72H154ZM154 73H153V75H154ZM171 73H172V72H171ZM185 73H186V72H185ZM189 73H190V72H189ZM68 74H69V73H68ZM103 74H104V73H103ZM114 74H115V73H114ZM116 74H118V73H116ZM167 74L169 75L168 72H167ZM183 74H184V73H183ZM183 74H182V75H183ZM186 74H187V73H186ZM203 74H204V73H203ZM219 74H220V73H219ZM31 75H32V74H30V76H31ZM60 75H61V73H60ZM62 75H64V74H62ZM62 75H61V76H62ZM99 75H100V74H99ZM177 75H178V74H177ZM200 75H202V74H200ZM33 76H34V75H33ZM39 76H40V74H39ZM41 76H42V75H41ZM87 76H88V75H87ZM87 76H86V77H87ZM126 76H127V75H126ZM189 76H190V75H189ZM37 77H38V76H37ZM42 77H43V76H42ZM63 77L65 78V76H63ZM67 77H68V76H67ZM165 77H166V76H165ZM174 77H175V76H174ZM180 77H181V76H180ZM180 77H178V78H180ZM187 77H188V76H187ZM200 77H201V76H200ZM206 77H207V76H206ZM219 77H220V76H219ZM61 78H62V77H61ZM114 78H115V77H114ZM120 78H121V76H120ZM153 78H154V77H153ZM169 78H170V79H169ZM169 78H168L169 80H172L171 77H169ZM191 78H192V77H191ZM204 78H205V77H204ZM214 78H216V77H214ZM221 78H222V77H221ZM4 79H5V78H4ZM43 79H44V78H43ZM109 79H110V78H109ZM111 79H112V78H111ZM163 79H164V78H163ZM173 79L175 80V78H173ZM184 79H185V78H184ZM186 79H187V78H186ZM200 79H201V78H200ZM86 80H87V79H86ZM191 80H192V79H191ZM205 80H206V79H205ZM220 80H221V79H220ZM67 81H68V80H67ZM71 81H72V80H71ZM163 81H164V80H163ZM182 81H183V80H182ZM189 81H190V80H189ZM189 81H187V82H189ZM198 81H200L199 78H198ZM198 81H196V83H197ZM215 81H216V80H215ZM221 81H222V80H221ZM44 82H45V81H44ZM72 82H73V81H72ZM175 82H176V81H175ZM206 82H207V81H206ZM49 83H50V82H49ZM62 83H63V82H62ZM153 83H155V82L153 81ZM165 83H166V81H165ZM168 83H169V81H168ZM193 83H194V82H193ZM196 83H195V84H196ZM216 83H217V82H216ZM160 84H161V83H160ZM166 84H167V83H166ZM172 84H173V83H172ZM180 84H182V83H180ZM200 84H201V83H200ZM200 84H198V85H200ZM202 84H203V83H202ZM217 84H218V83H217ZM217 84H214V85H217ZM0 85H1V84H0ZM66 85H67V84H66ZM163 85H165V84H163ZM203 85H204V84H203ZM219 85H220V84H219ZM54 86H55V85H54ZM151 86H152V85H151ZM167 86H168V84H167ZM167 86H166V88H167ZM169 86H170V85H169ZM187 86H188V85H187ZM201 86H202V85H201ZM70 87H71V86H70ZM211 87H212V86H211ZM220 87H221V86H220ZM22 88H23V87H22ZM48 88H49V87H48ZM162 88H163V87H162ZM184 88H185V87H184ZM215 88H216V87H215ZM164 89H165V87H164ZM174 89H176V88H174ZM186 89H187V88H186ZM211 89H212V88H211ZM218 89H219V87H218ZM224 89H225V88H224ZM32 90H33V89H32ZM71 90H72V89H71ZM172 90H173V89H172ZM172 90H171V92H172ZM221 90H222V89H221ZM262 90H263V89H262ZM67 91H68V90H67ZM162 91H164V90H162ZM215 91H216V90H215ZM263 91H264V90H263ZM84 92H85V91H84ZM149 92H150V91H149ZM177 92H178V91H177ZM11 93H12V92H11ZM32 93H34V91H33ZM51 93H52V91H51ZM151 93H152V92H151ZM151 93H150V94H151ZM168 93H170V92H168ZM168 93H167V94H168ZM178 93H179V92H178ZM186 93H187V91H186ZM48 94H49V93H48ZM85 94H86V93H85ZM89 94H90V93H89ZM179 94H180V93H179ZM181 94H182V93H181ZM187 94H188V93H187ZM260 94H261V93H260ZM263 94H264V93H263ZM33 95H34V94H33ZM184 95H185V94H184ZM192 95H194V94H192ZM4 96H5V95H4ZM43 96H44V95H43ZM168 96H169V95H168ZM173 96H175V94H173ZM173 96H171V98H172ZM182 96H183V95H182ZM185 96H186V95H185ZM198 96H199V95H198ZM20 97H21V95H20ZM59 97H60V96H59ZM169 97H170V96H169ZM192 97H194V96H192ZM208 97H209V96H208ZM2 98H3V97H2ZM163 98H164V96H163ZM167 98H168V97H167ZM178 98H179V97H178ZM3 99H4V98H3ZM43 99H44V98H43ZM83 99H84V98H83ZM86 99H87V98H86ZM173 99H175V98H173ZM184 99H185V98H184ZM186 99H187V98H186ZM199 99H200V98H199ZM203 99H204V98H203ZM205 99H206V98H205ZM205 99H204V100H205ZM260 99H261V97H260ZM77 100H79V99H77ZM162 100H163V99H162ZM165 100H166V99H165ZM168 100H169V99H168ZM168 100H167V101H168ZM178 100H179V99H178ZM187 100H188V99H187ZM192 100L194 101L195 99H192ZM206 100H207V99H206ZM206 100H205V102H206ZM211 100H212V99H211ZM5 101H6V100H5ZM35 101H36V100H35ZM167 101H165V102H167ZM173 101H174V100H173ZM179 101H180V100H179ZM188 101H189V100H188ZM200 101H201V100H200ZM2 102H3V100H2ZM29 102H30V101H29ZM41 102H42V101H41ZM79 102H81V101H79ZM169 102H171V101H169ZM176 102H177V101H176ZM176 102H175V103H176ZM210 102H211V101H210ZM51 103H53V100L51 101ZM55 103H56V102H55ZM162 103H163V102H162ZM15 104H16V103H15ZM56 104H57V103H56ZM76 104H78V103L76 102ZM84 104H85V103H84ZM86 104H87V103H86ZM168 104H169V103H167V105H168ZM171 104H172V103H170V105H171ZM179 104H180V103H179ZM190 104H191V103H190ZM190 104H188V105H190ZM204 104H205V103H204ZM26 105H27V104H26ZM47 105H48V104H47ZM176 105H178V104H176ZM191 105H192V104H191ZM200 105H201V104H200ZM2 106H3V105H2ZM40 106H41V105H40ZM50 106H52V105H50ZM50 106H49V107H50ZM53 106H54V105H53ZM55 106H56V105H55ZM79 106H80V105H79ZM196 106H197V105H196ZM208 106H209V105H208ZM212 106H213V105H212ZM219 106H220V105H219ZM20 107H21V106H20ZM35 107H36V106H35ZM49 107H48V108H49ZM192 107H193V106H192ZM194 107H195V106H194ZM201 107H202V106H201ZM215 107H216V106H215ZM224 107H225V106H224ZM0 108H1V106H0ZM75 108H76V106H75ZM210 108H211V107H210ZM213 108H214V107H213ZM222 108H223V106H222ZM222 108H221V109H222ZM23 109H24V108H23ZM49 109H50V108H49ZM52 109H53V108H52ZM72 109H73V108H72ZM169 109H170V108H168V110H169ZM185 109H187V105H186ZM191 109H192V108H191ZM193 109H194V108H193ZM197 109H198V108H197ZM221 109H220V110H221ZM243 109H244V108H243ZM17 110H18V109H17ZM59 110H60V109H59ZM173 110H174V109H173ZM175 110H176V109H175ZM194 110H195V109H194ZM202 110H203V108H202ZM225 110H227V109H225ZM37 111H38V110H37ZM154 111H155V110H154ZM176 111H177V110H176ZM247 111H248V110H247ZM0 112H1V111H0ZM25 112H26V111H25ZM32 112H33V111H32ZM32 112H31V113H32ZM35 112H36V111H35ZM169 112H170V111H169ZM173 112H174V111H173ZM189 112H190V111H189ZM205 112H206V111H205ZM216 112H219V109H218V111H216ZM236 112H237V111H236ZM250 112H252V111H250ZM250 112H249V113H250ZM159 113H160V111H159ZM167 113H168V112H167ZM196 113H197V112H196ZM200 113H201V111H200ZM200 113H199V114H200ZM213 113H214V112H213ZM213 113H212V114H213ZM241 113H242V112H241ZM249 113H248V114H249ZM20 114H21V113H20ZM84 114H85V113H84ZM155 114H156V113H155ZM171 114H172V113H171ZM173 114H174V113H173ZM188 114H189V113H188ZM212 114H211V115H212ZM226 114H228V111H227ZM230 114H231V113H230ZM248 114H247V115H248ZM62 115H63V114H62ZM86 115H87V113H86ZM86 115H85V116H86ZM161 115H162V114H161ZM168 115H169V114H168ZM175 115H176V114H175ZM194 115H195V112H194ZM244 115H245V113H244ZM11 116H12V115H11ZM25 116H26V115H25ZM25 116H24V117H25ZM38 116H40V115H38ZM38 116H37V117H38ZM162 116H163V115H162ZM164 116H165V115H164ZM197 116H198V115H197ZM200 116H201V115H200ZM203 116H204V115H203ZM215 116H216V114H215ZM224 116H225V115H224ZM238 116H239V115H238ZM251 116H252V115H251ZM251 116H248V117H251ZM17 117H18V116H17ZM29 117H30V115H29ZM33 117H34V116H33ZM83 117H84V116H83ZM93 117H94V116H93ZM156 117H157V116H156ZM159 117H160V115H159ZM171 117H172V116H171ZM190 117H191V115H190ZM194 117H195V116H194ZM209 117H210V116H208L207 119H209ZM226 117H227V116H226ZM230 117H231V116H230ZM21 118H22V117H21ZM34 118H35V117H34ZM39 118H41V117H39ZM39 118H38V119H39ZM61 118H62V117H61ZM63 118H64V116H63ZM65 118H66V117H65ZM71 118H72V117H71ZM161 118H162V117H161ZM172 118H173V117H172ZM216 118H217V117H216ZM216 118H215V120H216L215 122H218V118H217V119H216ZM219 118H220V116H219ZM253 118H254V116H253ZM13 119H14V118H13ZM38 119H37V120H38ZM57 119H58V118H57ZM77 119H78V118H77ZM86 119H87V118H86ZM95 119H96V118H95ZM136 119H137V118H136ZM163 119H164V118H163ZM166 119H167V118H166ZM168 119H169V118H168ZM173 119H174V118H173ZM173 119H172V120H173ZM194 119H195V118H194ZM200 119H201V118H200ZM226 119H227V118H226ZM233 119H234V117H233ZM243 119H244V116H243ZM243 119H242V120H243ZM246 119L248 120V118H246ZM246 119H244V120H246ZM28 120H30V119L28 118ZM50 120H51V119H50ZM66 120H68V119H66ZM74 120H75V119H74ZM112 120H113V119H112ZM174 120H175V119H174ZM179 120H180V119H179ZM181 120H182V119H181ZM188 120H189V119H188ZM197 120H198V119H197ZM213 120H214V119H213ZM213 120H212V121H213ZM252 120H253V119H252ZM8 121H9V120H8ZM39 121H40V120H39ZM46 121H47V120H46ZM55 121H56V120H55ZM61 121H62V119H61ZM89 121H90V120H89ZM89 121H88V122H89ZM96 121H97V120H96ZM140 121H141V120H140ZM195 121H196V120H195ZM199 121H201V123H202V119L199 120ZM225 121H226V120H225ZM228 121H229V120H228ZM236 121H237V120H236ZM262 121H263V120H262ZM67 122H69V120H68ZM71 122H72V121H71ZM100 122H101V121H100ZM158 122H159V121H158ZM162 122H163V121H162ZM167 122H169V121L167 120ZM171 122H173V121H171ZM193 122H194V121H193ZM193 122H192V123H193ZM215 122H214V123H215ZM223 122H224V120H223ZM223 122H221V123H223ZM233 122H235V121L233 120ZM26 123H28V122H26ZM31 123H32V122H31ZM43 123H44V122H43ZM46 123H47V122H46ZM49 123H50V122H49ZM52 123H53V122H52ZM64 123H65V122H64ZM74 123H75V122H74ZM83 123H84V122H83ZM89 123H90V122H89ZM132 123H133V121H132ZM156 123H157V122H156ZM156 123L154 122V124H156ZM181 123H182V122H181ZM187 123H188V122H187ZM192 123H191V124H192ZM198 123H199V122H198ZM219 123H220V122H219ZM249 123H250V122H249ZM28 124H30V123H28ZM44 124H45V123H44ZM53 124H55V123H53ZM65 124H66V123H65ZM68 124H69V123H68ZM68 124H67V125H68ZM72 124H73V123H72ZM101 124H102V123H101ZM113 124H114V123H113ZM135 124H136V122L134 123V125H135ZM138 124H141V123L139 122ZM161 124H162V123H161ZM170 124H171V123H170ZM208 124H209V123H208ZM231 124H232V122H231ZM245 124H246V123H245ZM10 125H11V124H10ZM76 125H77V122H76ZM85 125H87V124H85ZM134 125H133V126H134ZM179 125H180V124H179ZM186 125H187V124H186ZM186 125H185V126H186ZM192 125H194V124H192ZM195 125H196V124H195ZM210 125L212 126V124H210ZM210 125H209V126H210ZM220 125H221V124H220ZM233 125H234V124H233ZM247 125H248V124H247ZM1 126H2V125H1ZM6 126H8V125H6ZM32 126H33V125H32ZM98 126H99V124H98ZM114 126H115V124H114ZM133 126H132V127H133ZM135 126L138 127L139 125H138V126L135 125ZM156 126H157V124H156ZM217 126H218V125H217ZM222 126H223V125H222ZM231 126H232V125H231ZM250 126H251V125H250ZM255 126H256V125H255ZM28 127H29V126H28ZM40 127H41V126H40ZM68 127H69V126H68ZM68 127H67V128H68ZM91 127H92V126H91ZM94 127H95V126H94ZM163 127H164V126H163ZM191 127H192V126H191ZM194 127H196V126H194ZM202 127H203V125H202ZM202 127H201V129H202ZM213 127H214V126H213ZM215 127H216V126H215ZM220 127H221V126H220ZM224 127H225V126H224ZM228 127H230V126H228ZM235 127H236V126H235ZM5 128H6V127H5ZM8 128H9V127H8ZM26 128H27V127H26ZM30 128H31V127H30ZM37 128H38V127H37ZM62 128H63V127H62ZM65 128H66V127H65ZM70 128L72 129V126H71ZM70 128H68V129L70 130ZM120 128H121V127H120ZM130 128H131V127H130ZM140 128H141V127H140ZM196 128H197V127H196ZM221 128H222V127H221ZM241 128H242V127H241ZM252 128H253V125H252ZM252 128H251V129H252ZM6 129H7V128H6ZM53 129H55V128L53 127ZM73 129H75V128H73ZM137 129H138V128H137ZM137 129H136V130H137ZM157 129H158V128H157ZM201 129H200V130H201ZM204 129H205V127H204ZM215 129H216V128H215ZM223 129H224V128H223ZM223 129H221V130H223ZM233 129H234V127H233ZM237 129H238V128H237ZM256 129H258V128H256ZM9 130H10V129H9ZM24 130H26V129H24ZM32 130H33V129H31L30 131H32ZM47 130H48V129H47ZM94 130H95V128H94ZM121 130H123V129L121 128ZM126 130H127V129H126ZM136 130H135V131H136ZM141 130H142V129H141ZM143 130H144V129H143ZM158 130H159V129H158ZM160 130H161V129H160ZM219 130H220V129H219ZM238 130H239V129H238ZM249 130H250V129H249ZM259 130H260V129H259ZM1 131H2V130H1ZM3 131H4V130H3ZM28 131H29V129H28ZM30 131H29V132H30ZM63 131H64V130H63ZM71 131H72V130H71ZM84 131H85V130H84ZM123 131H125V130H123ZM187 131H188V130H187ZM187 131H185V132L187 133ZM192 131H193V130H192ZM195 131H196V130H195ZM230 131H231V130H230ZM236 131H237V130H236ZM254 131L256 132V130H254ZM257 131H258V130H257ZM20 132H22V131H20ZM25 132H26V131H25ZM46 132H47V131H46ZM65 132H66V130H65ZM75 132H76V131H75ZM82 132H83V131H82ZM138 132H139V131H138ZM201 132L204 133L203 131H201ZM206 132H207V131H206ZM216 132H217V131H216ZM221 132H222V131H221ZM227 132H228V131H227ZM227 132H224V133H227ZM263 132H264V131H263ZM263 132H262V133H263ZM23 133H24V132H23ZM70 133H71V132H70ZM70 133H69V134H70ZM80 133H81V132H80ZM140 133H141V132H140ZM188 133H190V132H188ZM232 133H234V132H232ZM232 133H231V134H232ZM240 133H241V131H240ZM252 133H253V132H252ZM259 133H260V131H259ZM9 134H10V132H9ZM27 134H28V133H27ZM75 134H76V133H75ZM130 134H131V133H130ZM191 134H192V133H191ZM198 134H199V133H198ZM205 134H206V133H204V135H205ZM238 134H239V133H238ZM243 134H244V132H243ZM246 134H247V133H246ZM246 134H244V135H246ZM1 135H2V133H1ZM5 135H6V134H5ZM10 135H11V134H10ZM28 135H29V134H28ZM28 135H27V136H28ZM79 135H80V134H79ZM98 135H99V134H98ZM108 135H109V134H108ZM123 135H124V134H123ZM128 135H129V134H128ZM128 135H127V137H129ZM140 135H142V134H140ZM200 135H201V134H200ZM204 135H203V137H204ZM233 135H234V134H233ZM251 135H254V134H251ZM261 135H263V134H261ZM2 136H3V135H2ZM7 136H8V135H7ZM29 136H31V135H29ZM113 136H115V135H113ZM113 136H112V137H113ZM124 136H125V135H124ZM137 136H139V135H137ZM188 136H189V135H188ZM201 136H202V135H201ZM207 136H208V135H207ZM220 136H221V135H220ZM229 136H230V134H229ZM240 136H241V135H240ZM246 136H247V135H246ZM246 136H245V137H246ZM0 137H1V136H0ZM35 137H36V136H35ZM42 137H43V136H42ZM46 137H47V136H46ZM50 137H51V136H50ZM76 137H77V136H76ZM140 137H141V136H140ZM196 137H197V133H196ZM2 138H3V137H2ZM9 138H10V137H9ZM19 138H20V137H19ZM25 138H28V137H25ZM31 138H32V137H31ZM44 138H45V137H44ZM56 138H57V137H56ZM68 138H69V136H68ZM70 138H71V137H70ZM77 138H78V137H77ZM114 138H115V137H114ZM131 138H133V137H131ZM135 138H137V137H135ZM144 138H145V137H144ZM187 138H188V137H187ZM198 138H200V137L198 136ZM206 138H207V137H206ZM221 138H222V137H221ZM230 138H231V139L233 138V139L236 140L237 137L234 138L233 136H232V137L230 136ZM238 138H239V137H238ZM240 138H241V137H240ZM260 138H262V137L260 136ZM263 138H264V137H263ZM3 139H4V138H3ZM5 139H6V138H5ZM12 139H13V138H12ZM14 139H15V138H14ZM34 139H35V138H34ZM97 139H98V138H97ZM145 139H146V138H145ZM203 139H204V138H203ZM203 139H202V140H203ZM227 139H228V138H227ZM256 139H257V138H256ZM36 140H37V139H36ZM45 140H46V139H45ZM125 140H126V139H125ZM132 140H133V139H132ZM136 140H137V139H136ZM192 140H193V138H192ZM200 140H201V138H200ZM205 140H206V139H205ZM235 140H234V141H235ZM243 140H245V139H243ZM23 141H24V140H23ZM23 141H22V143L24 144ZM25 141H26V140H25ZM27 141H29V139H28ZM48 141H49V140H48ZM88 141H89V140H88ZM96 141H97V140H96ZM134 141H135V140H134ZM134 141H133V143H134ZM190 141H191V140H190ZM193 141H194V140H193ZM221 141H222V140H221ZM223 141H225V140H223ZM230 141H231V140H230ZM240 141H241V140H240ZM8 142H9V140H8ZM35 142H36V141H35ZM53 142H54V141H53ZM71 142H72V140H71ZM86 142H87V141H86ZM91 142H92V141H91ZM143 142H144V141H143ZM242 142H243V141H242ZM251 142H253V141H251ZM4 143H5V142H4ZM19 143H20V142H19ZM22 143H21V144H22ZM31 143H32V142H31ZM88 143H89V142H88ZM125 143H126V145H128V142H127V141H126ZM131 143H132V141H131ZM136 143H137V144H138V143L140 144V143H142V142H139V141L137 142V141H136ZM223 143H225V142H223ZM227 143H228V142H227ZM229 143H230V142H229ZM234 143H235V142H234ZM234 143H233L232 145H234ZM6 144H8V143H6ZM32 144H34V143H32ZM32 144H31V145H32ZM35 144H36V143H35ZM37 144H38V143H37ZM137 144H136V145H137ZM139 144H138V146H141V147H142V145H139ZM217 144H218V143H217ZM219 144H220V143H219ZM241 144H242V143H241ZM254 144H255V142H254ZM19 145H20V144H19ZM24 145H26V144H24ZM46 145H47V144H46ZM132 145H133V144H132ZM186 145H187V144H186ZM186 145H185V146H186ZM202 145L204 146V144H202ZM230 145H231V144H230ZM237 145H238V144H237ZM27 146H28V145H27ZM27 146H24V147H27ZM32 146H33V145H32ZM34 146H36V145H34ZM128 146H129V145H128ZM221 146H222V145H221ZM225 146H226V145H225ZM235 146H236V145H235ZM235 146H234V147H235ZM240 146H242V145H240ZM244 146H245V145H244ZM10 147H11V146H10ZM19 147H20V146H19ZM30 147H31V146H30ZM41 147H42V146H41ZM44 147H45V146H44ZM50 147H51V146H50ZM125 147H126V146H125ZM186 147H187V146H186ZM205 147H206V146H205ZM219 147H220V146H219ZM222 147H223V146H222ZM227 147H228V146H227ZM227 147H226V148H227ZM20 148H23V147H20ZM27 148H29V146H28ZM33 148L35 149V147H33ZM46 148H47V147H46ZM53 148H54V147H53ZM59 148H60V147H59ZM117 148H118V147H117ZM122 148H123V147H122ZM133 148H136V147H133ZM197 148H198V147H197ZM235 148H236V147H235ZM239 148H240V147H239ZM246 148H247V146H246ZM249 148H250V147H249ZM10 149H11V148H10ZM34 149H33V150H34ZM50 149H51V148H50ZM111 149H112V148H111ZM21 150H22V149H21ZM36 150H37V149H36ZM38 150H39V149H38ZM44 150H45V149H44ZM51 150H52V149H51ZM77 150H78V149H77ZM77 150H76V151H77ZM135 150H136V149H135ZM139 150H140V149H139ZM139 150H136V151H139ZM222 150H223V149H222ZM224 150H225V148H224ZM228 150H229V149H228ZM241 150H242V149H241ZM243 150H244V149H243ZM3 151H5V150H3ZM18 151H19V150H18ZM34 151H35V150H34ZM41 151H43V150H41ZM101 151H102V150H101ZM121 151H122V150H121ZM196 151H197V150H196ZM216 151H217V150H216ZM232 151H233V150H232ZM239 151H240V150H239ZM249 151H250V150H249ZM46 152H47V151H46ZM59 152H60V151H59ZM68 152H69V151H68ZM127 152H128V151H127ZM131 152H133V151H131ZM209 152H210V149H209ZM220 152H221V151H220ZM227 152H228V151H227ZM246 152H247V150H246ZM5 153H7V152H5ZM11 153H12V152H11ZM22 153H23V152H22ZM129 153H130V152H129ZM204 153H205V152H204ZM210 153H211V152H210ZM210 153H209V154H210ZM230 153H232V152H230ZM247 153H248V152H247ZM1 154L3 155V153H1ZM18 154H20V153H18ZM29 154H30V152H29ZM34 154H35V153H34ZM124 154H125V153H124ZM133 154H134V153H133ZM138 154H139V153H137V155H138ZM143 154H144V153H143ZM32 155H33V154H32ZM39 155H40V153H39ZM65 155H66V154H65ZM127 155H128V154H127ZM139 155H140V154H139ZM139 155H138V156H139ZM161 155H162V154H161ZM163 155H165V154H163ZM217 155H219V154L217 153ZM223 155H224V154H223ZM225 155H226V154H225ZM4 156H6V155H4ZM24 156H25V155H24ZM34 156H35V155H34ZM41 156H42V154H41ZM45 156H46V155H45ZM103 156H104V155H103ZM130 156H131V155H130ZM133 156H134V155H133ZM135 156H136V155H135ZM167 156H168V155H167ZM187 156H188V155H187ZM233 156H234V155H233ZM0 157H1V156H0ZM6 157H8V156H6ZM56 157H57V156H56ZM59 157H60V156H59ZM100 157H101V156H100ZM139 157H140V156H139ZM160 157H161V156H160ZM226 157H227V156H226ZM226 157H225V158H226ZM236 157H238V156H236ZM240 157H242V156H240ZM262 157H264V156H262ZM33 158H35V157H33ZM49 158H50V157H49ZM54 158H55V157H54ZM102 158H103V157H102ZM206 158H207V157H206ZM217 158H218V157H217ZM221 158H222V157H221ZM24 159H25V158H24ZM26 159H27V158H26ZM26 159H25V160H26ZM31 159H32V158H31ZM41 159H42V158H41ZM57 159H58V158H57ZM97 159H98V158H97ZM133 159H134V158H133ZM139 159H140V158H138V160H139ZM184 159H186V158H184ZM208 159H209V158H208ZM226 159H227V158H226ZM8 160H9V158H8ZM21 160H22V159H21ZM21 160H20V161H21ZM36 160H37V159H36ZM107 160H108V159H107ZM125 160H126V159H125ZM130 160H131V159H130ZM136 160H137V159H136ZM136 160H135V164H136ZM142 160H143V159H142ZM146 160H147V159H146ZM211 160H212V159H211ZM227 160H228V159H227ZM5 161H6V160H5ZM11 161H12V160H11ZM39 161H40V160H39ZM54 161H55V160H54ZM54 161H53V163H54ZM59 161H60V160H59ZM132 161H133V160H132ZM148 161H149V160H148ZM161 161H162V160H161ZM164 161H165V160H164ZM187 161H188V159H187ZM28 162H29V160H28ZM34 162H35V161H34ZM34 162L32 163V161H31L32 164H34ZM36 162H37V161H36ZM48 162H49V161H48ZM118 162H119V161H118ZM122 162H123V161H122ZM122 162H121V163H122ZM137 162H138V161H137ZM190 162H191V160H190ZM17 163H18V162H17ZM25 163H27V162H25ZM31 163H30V164H31ZM41 163H42V162H41ZM41 163H40V164H41ZM46 163H47V162H46ZM95 163H97V161H96ZM191 163H192V162H191ZM259 163H261V162H259ZM14 164H15V163H14ZM49 164H50V163H49ZM79 164H80V163H79ZM135 164H134V165H135ZM144 164H145V163H144ZM159 164H163V163L160 162ZM159 164H158V165H159ZM257 164H258V163H257ZM11 165H12V164H11ZM16 165H17V164H16ZM46 165H48V164H46ZM50 165H51V164H50ZM98 165H99V164H98ZM98 165H97V167H98ZM142 165H143V164H142ZM155 165H156V164H155ZM165 165H166V164H165ZM168 165H169V164H168ZM168 165H167V166H168ZM186 165H188V164H186ZM191 165H192V164H191ZM191 165H190V166H191ZM209 165H210V164H209ZM17 166H18V165H17ZM20 166H21V164H20ZM31 166H32V165H31ZM31 166H28V167H31ZM51 166H52V165H51ZM87 166H88V165H87ZM100 166H101V165H100ZM127 166H128V165H127ZM143 166H144V165H143ZM167 166H165V168H166ZM188 166H189V165H188ZM23 167H24V166H23ZM45 167H46V166H45ZM48 167H49V166H48ZM114 167H115V166H114ZM119 167H120V166H119ZM132 167H133V166H132ZM141 167H142V166H141ZM156 167H157V166H156ZM192 167H193V166H192ZM19 168H20V167H19ZM42 168H43V167H42ZM74 168H75V166H74ZM91 168H92V167H91ZM112 168H113V167H112ZM165 168L163 167V170H164ZM20 169H21V168H20ZM44 169H45V168H44ZM44 169H43V170H44ZM78 169H79V168H78ZM84 169H85V168H84ZM94 169H95V168H94ZM121 169H122V168H121ZM121 169H120V170H121ZM166 169H167V168H166ZM197 169H198V168H197ZM197 169H195V170H197ZM23 170H24V169H23ZM31 170H32V168H31ZM37 170H38V169H37ZM39 170H40V169H39ZM75 170H77V169H75ZM79 170H80V169H79ZM102 170H103V169H102ZM154 170H155V169H154ZM85 171H86V170H85ZM103 171H104V170H103ZM158 171H159V170H158ZM202 171H203V170H202ZM88 172H89V171H88ZM99 172H100V171H99ZM106 172H107V171H106ZM106 172H105V173H106ZM116 172H117V170H116ZM139 172H141V170H140ZM163 172L165 173V171H163ZM189 172H190V171H189ZM196 172H197V171H196ZM240 172H241V171H240ZM74 173H75V172H74ZM76 173H77V171H76ZM80 173H81V172H80ZM80 173L78 172V174H80ZM83 173H84V172H83ZM130 173H131V172H130ZM159 173H161V171H160ZM184 173H185V172H184ZM187 173H188V172H187ZM191 173H192V172H191ZM218 173H219V172H218ZM106 174H107V173H106ZM111 174H112V173H111ZM138 174H139V173H138ZM154 174H155V173H154ZM202 174H203V172H202ZM231 174H232V173H231ZM10 175H11V174H10ZM38 175H39V174H38ZM38 175L35 174L34 176H38ZM40 175H41V174H40ZM71 175H72V174H71ZM80 175H81V174H80ZM109 175H110V174H109ZM164 175H165V174H164ZM166 175H167V174H166ZM175 175H176V174H175ZM183 175H184V174H183ZM185 175H186V174H185ZM189 175H190V173H189ZM189 175H188V176H189ZM106 176H108V175H106ZM106 176H105V177H106ZM114 176H115V175H114ZM114 176H112V177L114 178ZM134 176H135V175H134ZM154 176H155V175H154ZM162 176H163V175H162ZM180 176H181V175H180ZM202 176H203V175H202ZM205 176H206V175H205ZM212 176H213V174H212ZM10 177H11V176H9V178H10ZM31 177H32V176H31ZM82 177H83V176H82ZM95 177H96V176H95ZM115 177H117V176H115ZM156 177H157V176H156ZM172 177H173V176H172ZM175 177H176V176H175ZM186 177H187V176H186ZM249 177H250V176H249ZM259 177H260V176H259ZM33 178H34V177H33ZM37 178H38V177H36V179H37ZM126 178H127V177H126ZM126 178H125V179H126ZM135 178H136V177H135ZM137 178H138V177H137ZM152 178H153V177H152ZM221 178H222V177H221ZM246 178H247V176H246ZM7 179H8V178H7ZM16 179H17V178H16ZM75 179H76V177H75ZM79 179H80V178H79ZM92 179H93V178H92ZM96 179H98V178H96ZM107 179H108V177H107ZM163 179H164V178H163ZM166 179H167V178H166ZM183 179L185 180V177H184V176H183ZM183 179H182V180H183ZM196 179H197V178H196ZM199 179H200V178H199ZM199 179H198V180H199ZM202 179H203V178H202ZM206 179H208V178H206ZM211 179H212V178H211ZM213 179H214V177H213ZM29 180H30V178H29ZM37 180H39V179H37ZM112 180H114V179H112ZM121 180H122V179H121ZM172 180H173V179H172ZM189 180H191V178H190ZM192 180H193V179H192ZM208 180H209V179H208ZM4 181H5V180H4ZM19 181H20V180H19ZM25 181H26V179H25ZM25 181H23V182H25ZM30 181H31V180H30ZM30 181H29V182H30ZM76 181H77V180H76ZM82 181H83V180H82ZM124 181L126 182V180H124ZM124 181H123V182H124ZM132 181H133V180H132ZM165 181H167V180H165ZM170 181H171V180H170ZM180 181H181V180H180ZM213 181H214V180H213ZM237 181H238V180H237ZM2 182H3V181H2ZM27 182H28V181H27ZM27 182H26V183H27ZM33 182H34V181H33ZM79 182H80V181H79ZM105 182H106V181H105ZM129 182H130V181H129ZM168 182H169V180H168ZM191 182H192V181H191ZM200 182H202V181H200ZM231 182H232V181H231ZM76 183H77V182H76ZM89 183H90V182H89ZM106 183H107V182H106ZM121 183H122V182H121ZM133 183H134V182H133ZM246 183H247V182H246ZM262 183H263V181H262ZM28 184H29V183H28ZM91 184H92V183H91ZM101 184H102V183H101ZM114 184H115V183H114ZM169 184H170V183H169ZM175 184H176V183H175ZM186 184H187V183H186ZM193 184H194V183H193ZM198 184H199V183H198ZM200 184H202V183H200ZM208 184H209V183H208ZM240 184H241V183H240ZM17 185H18V184H17ZM29 185H30V184H29ZM29 185H28V186H29ZM31 185H32V184H31ZM78 185H79V184H78ZM78 185H77V186H78ZM86 185H87V184H86ZM99 185H100V184H99ZM171 185H172V184H171ZM203 185H204V184H203ZM209 185H210V184H209ZM214 185H215V184H214ZM222 185H223V184H222ZM222 185H221V187H222ZM5 186H6V185H5ZM32 186H34V185H32ZM61 186H62V185H61ZM67 186H68V185H67ZM81 186H83V185H81ZM103 186H104V185H103ZM103 186H102V188H103ZM119 186H120V184H119ZM168 186H169V185H168ZM168 186H167V187H168ZM178 186H179V184H178ZM178 186H177V187H178ZM187 186H188V184H187ZM190 186H192V184H191ZM241 186H242V185H241ZM74 187H76V186H73V189H74ZM86 187H87V186H86ZM98 187L100 188V186H98ZM162 187H163V186H162ZM167 187H166V188H167ZM188 187H189V186H188ZM234 187H235V186H234ZM239 187H240V186H239ZM0 188H1V187H0ZM9 188H10V187H9ZM22 188H23V187H22ZM65 188H66V187H65ZM88 188H89V187H88ZM119 188H121V187H119ZM186 188H187V187H186ZM205 188H206V187H205ZM250 188H251V187H250ZM60 189H61V187H60ZM70 189H71V188H70ZM117 189H118V188H117ZM122 189H123V188H122ZM122 189H120V190L122 191ZM168 189H169V187H168ZM173 189H174V188H173ZM176 189H177V188H176ZM240 189H242V188H240ZM254 189H255V188H254ZM32 190H33V189H32ZM96 190H97V189H96ZM99 190H100V189H99ZM105 190H106V189H105ZM108 190H109V189H108ZM118 190H119V189H118ZM118 190H117V191H118ZM125 190H126V189H125ZM129 190H130V189H129ZM129 190H128V191H129ZM190 190H191V189H190ZM235 190H236V189H235ZM7 191H8V190H7ZM38 191H40V190H38ZM75 191H77V190H75ZM91 191H92V190H91ZM91 191H89V193H91ZM103 191H104V190H102V194H100V195H103V194H104ZM121 191H119L120 194H121ZM174 191H175V190H174ZM174 191H173V193H175ZM243 191H244V190H243ZM251 191H252V190H251ZM251 191H250V192H251ZM34 192L36 193V191H34ZM70 192H71V191H70ZM73 192H74V191H73ZM73 192H72V193H73ZM115 192H116V191H115ZM123 192H124V191H123ZM176 192H178V191H176ZM198 192H199V191H198ZM201 192H202V191H201ZM223 192L225 193V191H223ZM41 193H42V192H41ZM54 193H55V192H54ZM85 193H86V192H85ZM107 193H108V191H107ZM126 193H127V192H126ZM128 193H130V192H128ZM128 193H127V194H128ZM204 193H205V191H204ZM36 194H38V193H36ZM46 194H47V193H46ZM105 194H106V192H105ZM201 194H202V193H201ZM209 194H210V193H209ZM209 194H208V195H209ZM256 194H258V192H257ZM67 195H68V194H67ZM80 195H81V194H80ZM87 195H89V194H87ZM107 195H108V194H107ZM212 195H213V194H212ZM251 195H252V194H251ZM61 196H62V194H61ZM82 196H84V193H83ZM98 196H99V195H98ZM117 196H118V194L116 195V199H117ZM187 196H188V195H187ZM228 196H229V195H228ZM240 196H241V195H240ZM48 197H49V195H48ZM73 197H74V196H73ZM75 197H76V195H75ZM90 197H91V196H90ZM90 197H89V198H90ZM103 197H104V196H103ZM103 197H102V198H103ZM111 197H112V196H111ZM124 197H125V196H124ZM243 197H244V196H243ZM41 198H42V197H41ZM43 198H44V197H43ZM89 198H88V199H89ZM105 198H107V196H106ZM109 198H110V197H109ZM121 198H122V197H121ZM191 198H192V197H191ZM204 198H206V197H204ZM39 199H40V198H39ZM39 199H38V200H39ZM81 199H82V198H81ZM126 199H127V198H126ZM126 199H125V200H126ZM189 199H190V198H189ZM189 199H188V201H189ZM194 199H195V198H194ZM255 199H256V198H255ZM45 200H47V199H45ZM52 200H53V199H52ZM55 200H56V199H55ZM64 200H66V199H64ZM68 200H69V199H68ZM101 200H102V199H101ZM190 200H191V199H190ZM192 200H193V199H192ZM196 200H197V199H196ZM206 200H207V199H206ZM36 201H37V200H36ZM78 201H79V200H78ZM84 201H85V200H84ZM103 201H104V200H103ZM105 201H106V200H105ZM113 201H114V200H113ZM38 202H39V201H38ZM107 202H108V201H106V203H107ZM115 202H116V201H115ZM193 202H194V200H193ZM199 202H200V201H199ZM211 202H212V199H211ZM259 202H260V201H259ZM0 203H1V202H0ZM41 203H43V202H41ZM66 203H67V202H66ZM66 203H64V204H66ZM81 203H82V202H81ZM117 203H118V202H117ZM126 203H129V202L127 201ZM206 203H207V202H206ZM232 203H233V202H232ZM1 204H2V203H1ZM1 204H0V205H1ZM39 204H40V203H39ZM45 204H46V203H45ZM47 204H48V203H47ZM47 204H46V206H47ZM58 204H59V203H58ZM71 204H72V203H71ZM84 204H85V203H84ZM87 204H88V203H87ZM90 204H91V203H90ZM124 204H125V203H124ZM190 204H191V203H189V206H190ZM244 204H245V203H244ZM36 205H37V204H36ZM48 205H49V204H48ZM61 205H62V204H61ZM66 205H67V204H66ZM109 205H110V204H109ZM129 205H130V203H129ZM129 205H128V206H129ZM131 205H132V204H131ZM131 205H130V207H133V206H134V204H133V206H131ZM214 205H215V204H214ZM214 205H213V206H214ZM51 206H52V205H51ZM51 206H50V207H51ZM56 206H57V205H56ZM67 206H68V205H67ZM82 206H83V204H82ZM114 206H115V205H114ZM123 206H124V205H123ZM128 206H127V207H128ZM187 206H188V205H187ZM193 206H194V205H193ZM40 207H41V206H40ZM58 207H59V206H58ZM63 207H64V206H63ZM73 207H74V206H73ZM88 207H89V206H88ZM106 207H109V206L107 205ZM110 207H111V206H110ZM120 207H121V206H120ZM125 207H126V206H125ZM130 207H129V209H130ZM210 207H211V206H210ZM231 207H232V206H231ZM34 208H35V207H34ZM46 208H47V207H46ZM55 208H56V207H55ZM60 208H61V207H60ZM91 208H92V207H91ZM122 208H123V207H122ZM134 208H135V207H134ZM186 208H187V207H186ZM245 208H246V207H245ZM0 209H1V207H0ZM61 209H63V208H61ZM109 209H110V208H109ZM125 209H126V208H125ZM138 209H139V208H138ZM190 209H192V207H191ZM211 209L213 210V207H212ZM247 209H248V208H247ZM3 210H4V209H3ZM50 210H51V209H50ZM79 210H80V209H79ZM83 210H84V209H83ZM103 210H104V209H103ZM106 210H107V209H106ZM112 210H113V209H112ZM112 210H111V211H112ZM120 210H121V209H120ZM123 210H124V209H123ZM145 210H146V209H145ZM147 210H148V209H147ZM1 211H2V209H1ZM12 211H13V210H12ZM27 211H28V210H27ZM31 211H32V210H31ZM33 211H34V210H33ZM70 211H71V210H70ZM80 211H81V210H80ZM136 211H137V210H136ZM213 211H214V210H213ZM8 212H9V211H8ZM59 212H60V211H59ZM71 212H72V211H71ZM77 212H78V211H77ZM87 212H88V211H87ZM95 212H96V211H95ZM107 212L110 214V211H107ZM126 212L128 213V211H126ZM132 212H134V211H132ZM146 212H147V211H146ZM12 213H13V212H11V214H12ZM56 213H57V212H56ZM69 213H70V212H69ZM136 213H137V212H136ZM138 213H139V212H138ZM140 213H143V212H140ZM154 213L157 214L156 212H154ZM214 213H215V211H214ZM5 214H6V211H5V213H4L3 215H5ZM11 214H10V215H11ZM22 214H23V213H21V215H22ZM48 214H49V213H48ZM53 214H54V213H53ZM62 214H63V212H62ZM76 214H77V213H76ZM76 214H75V216H76ZM88 214H89V213H88ZM131 214H132V213H131ZM134 214H135V213H134ZM8 215H9V214H8ZM29 215H30V214H29ZM51 215H52V214H51ZM55 215H56V214H55ZM59 215H60V214H59ZM64 215H65V214H64ZM64 215H63V216H64ZM73 215H74V213H73ZM83 215H84V214H83ZM85 215H86V213H85ZM127 215H128V214H127ZM138 215H139V214H138ZM67 216H68V215H67ZM88 216H89V215H88ZM88 216L86 217L87 219L90 217V216H89V217H88ZM92 216H94V215L92 214ZM220 216H221V215H220ZM69 217H70V216H69ZM94 217H95V216H94ZM105 217H106V216H105ZM105 217H104V218H105ZM29 218H31V217H29ZM57 218H58V217H57ZM139 218H140V217H139ZM217 218H218V217H217ZM64 219H65V217H64ZM66 219H67V218H66ZM70 219H72V218H70ZM77 219H79V218H77ZM90 219H92V218H90ZM96 219H97V218H96ZM106 219H108V216L106 217ZM137 219H138V217H137ZM140 219H141V218H140ZM143 219H144V218H143ZM156 219H158V218H156ZM22 220H23V219H22ZM57 220H58V219H57ZM110 220H111V219H110ZM256 220H257V219H256ZM256 220H255V221H256ZM3 221H4V220H3ZM3 221H2V222H3ZM7 221H8V220H7ZM24 221H27V220H24ZM79 221H80V220H79ZM85 221H86V219H85ZM98 221H99V220H98ZM106 221H108V220H106ZM137 221H138V220H137ZM229 221H230V220H229ZM52 222L54 223V220H53ZM81 222H82V221H81ZM204 222H205V221H204ZM206 222H207V221H206ZM258 222H259V221H258ZM4 223H5V222H4ZM4 223H3V224H4ZM30 223H31V222H30ZM55 223H56V222H55ZM61 223H62V221H61ZM78 223H79V222H78ZM88 223H89V222H88ZM107 223H108V224H107V226H106V232H107L106 236L109 234L108 232L110 231V228H111V221H109V222H107ZM114 223H115V222H114ZM122 223H124V222H122ZM135 223H136V222H135ZM138 223H139V222H138ZM214 223H215V222H214ZM246 223H247V222H246ZM58 224H59V223H58ZM104 224H105V223H104ZM104 224H103V227H102V228H105V227H104ZM140 224H141V223H140ZM209 224H210V222H209ZM224 224H225V222H224ZM260 224H261V223H260ZM1 225H2V224H1ZM30 225H32V224H30ZM33 225H34V224H33ZM54 225H55V224H54ZM56 225H57V224H56ZM62 225H63V224H62ZM69 225H70V224H69ZM71 225H73V224H71ZM79 225H80V224H79ZM101 225H102V224H101ZM124 225H125V224H124ZM173 225H174V224H173ZM245 225H246V224H245ZM2 226H3V225H2ZM11 226H12V225H11ZM50 226H51V225H50ZM75 226H76V225H75ZM138 226H139V224H138ZM141 226H142V225H141ZM175 226H176V225H175ZM175 226H174V227H175ZM221 226H222V224H221ZM257 226H258V225H257ZM261 226H262V225H261ZM5 227H6V226H5ZM51 227H52V226H51ZM72 227H73V226H72ZM78 227H80V226H78ZM92 227H93V226H92ZM115 227H116V226H115ZM125 227H126V226H125ZM139 227H140V226H139ZM154 227H156L155 224H154ZM171 227H172V226H171ZM225 227H226V225H225ZM76 228H77V227H76ZM88 228H89V227H88ZM1 229H3V228H1ZM6 229H7V227H6ZM82 229H84V227H82ZM85 229H86V228H85ZM130 229H131V228H130ZM135 229H136V228H135ZM141 229H142V228H141ZM141 229H140V230H141ZM154 229H155V228H154ZM156 229H157V228H156ZM156 229H155V230H156ZM174 229H176V228H174ZM232 229H233V228H232ZM52 230H53V229H52ZM121 230H123V229H121ZM125 230H126V229H125ZM138 230H139V229H138ZM155 230H154V231H155ZM161 230H162V229H161ZM207 230H208V229H207ZM222 230H223V229H222ZM45 231H46V230H45ZM73 231H74V230H73ZM76 231H77V229H76ZM79 231H80V229H79ZM134 231H135V230H134ZM172 231H173V229H172ZM175 231H176V230H174L173 233H174ZM81 232H82V231H81ZM103 232H104V231H103ZM156 232H157V231H156ZM156 232H155V234H156ZM161 232H162V231H161ZM227 232H228V230H227ZM234 232H235V231H234ZM240 232H241V231H240ZM49 233H50V232H49ZM78 233H79V232H78ZM84 233H85V232H84ZM130 233H131V232H130ZM137 233H138V232H137ZM152 233H153V232H152ZM159 233H160V231H159ZM159 233L156 234V237H157V235H159ZM175 233H177V232H175ZM230 233H231V231H230ZM232 233H233V232H232ZM241 233H242V232H241ZM8 234H9V233H8ZM41 234H42V233H41ZM55 234H57V233H55ZM73 234H75V233H73ZM133 234H134V233H133ZM135 234H136V233H135ZM58 235H59V234H58ZM76 235H77V234H76ZM141 235H142V234H141ZM160 235H161V234H160ZM160 235H159V236H160ZM233 235H234V234H233ZM239 235H240V234H239ZM239 235H238V236H239ZM68 236H69V235H68ZM74 236H75V235H74ZM106 236H105V237H106ZM139 236H140V234H139ZM161 236H163V235H161ZM188 236H189V235H188ZM235 236H236V234H235ZM240 236H241V235H240ZM242 236H243V235H242ZM80 237H81V236H80ZM83 237H84V236H83ZM102 237H103V236H102ZM129 237H130V235H129ZM133 237H134V236H133ZM156 237H155V238H156ZM261 237H263V236H261ZM62 238H64V237H62ZM62 238H61V239H62ZM65 238H66V237H65ZM67 238H68V237H67ZM85 238H86V237H85ZM99 238H100V237H99ZM140 238H141V237H140ZM157 238H158V237H157ZM160 238H161V237H160ZM160 238H159V239H160ZM230 238H231V237H230ZM243 238H244V237H243ZM243 238H242V239H243ZM82 239H83V238H82ZM87 239H88V238H87ZM103 239H104V238H103ZM137 239H138V237H137ZM137 239H136V240H137ZM152 239H153V238H152ZM244 239H245V238H244ZM62 240H64V239H62ZM62 240H61V241H62ZM68 240H69V239H68ZM99 240H100V239H99ZM99 240H98V241H99ZM154 240H155V239H154ZM157 240H158V239H157ZM235 240H236V239H234V241H235ZM259 240H260V238H259ZM262 240H263V239H262ZM56 241H57V240H56ZM65 241H66V240H65ZM70 241H71V240H70ZM73 241H74V240H73ZM127 241H129V240H127ZM131 241H132V240H131ZM138 241H139V240H138ZM147 241H148V240H147ZM194 241H195V240H194ZM207 241H208V240H207ZM230 241H231V239H230ZM234 241H233V242H234ZM2 242H3V240H2ZM5 242H6V241H5ZM57 242H58V241H57ZM57 242H54V243L57 244ZM59 242H60V240H59ZM71 242H72V241H71ZM71 242H70V243H71ZM81 242H82V241H81ZM91 242H93V241H91ZM148 242H149V241H148ZM150 242H151V241H150ZM165 242H166V241H165ZM165 242H163V243H165ZM0 243H1V242H0ZM6 243H7V245L9 246V248H10L11 251H7V250H6V247H5V249H4L3 246H0V251H1V252L3 251V252L1 253L2 255L0 256V264H40L39 261H40V259H41L40 257L42 256V254H44V255L47 254L48 256H50V257H52V258L54 257V258L58 259L60 262L65 261V260L67 259L66 255H67L68 253H67L66 251H68V250H66V251H65V250H62V249H60L59 246H57V245L53 246L52 248H49V250H46V253H45V252H41V250H40V251H35V250H34V251L31 252V253L29 252V253H27V254H21V253H19V252L14 251L15 248H20V247H21V243H20V242H18V241H16V240H9V241H7ZM31 243H32V242H31ZM97 243H98V242H97ZM97 243H96V244H97ZM99 243H100V242H99ZM234 243H235V242H234ZM1 244H2V243H1ZM50 244H52V243H50ZM62 244H64L63 241H62ZM67 244H69V242H68ZM67 244H66V245H67ZM74 244H75V243H74ZM79 244H80V243H79ZM82 244H83V243H82ZM101 244H102V243H101ZM101 244H100V245H101ZM127 244H128V242H127ZM134 244H137V242H136V243L134 242ZM154 244H156V243H154ZM154 244L151 243V245H154ZM159 244H160V243H159ZM191 244H192V243H191ZM117 245H118V244H117ZM129 245H130V244H129ZM149 245H150V244H149ZM164 245H165V244H164ZM244 245H245V244H244ZM28 246H29V244H28ZM42 246H43V245H42ZM45 246H46V245H45ZM60 246H61V245H60ZM68 246H70V245H68ZM68 246H67V247H68ZM73 246H74V245H73ZM91 246H92V245H91ZM115 246H116V245H115ZM166 246H167V245H166ZM201 246H202V245H201ZM25 247H26V246H25ZM39 247H41V246H39ZM39 247H37L38 250H39ZM43 247H44V246H43ZM75 247H76V246H75ZM75 247H74V248H75ZM95 247H96V246H95ZM130 247H131V246H130ZM134 247H135V246H134ZM136 247H137V245H136ZM151 247H152V246H151ZM153 247H156V246H153ZM153 247H152V248H153ZM162 247H163V246H162ZM199 247H200V246H199ZM239 247H240V249H241L242 246H239ZM41 248H42V247H41ZM41 248H40V249H41ZM47 248H48V247H47ZM70 248H72V247H70ZM92 248H93V247H92ZM113 248H114V247H113ZM124 248H125V247H124ZM124 248H123V249H124ZM143 248H144V247H143ZM191 248H192V247H191ZM216 248H217V247H216ZM42 249H43V248H42ZM45 249H46V248H45ZM66 249H67V248H66ZM72 249H73V248H72ZM135 249H136V248H135ZM147 249H148V248H146V250H147ZM149 249H150V248H149ZM149 249H148V250H149ZM153 249H154V248H153ZM160 249H161V248H160ZM165 249H166V248H165ZM236 249H237V247H236ZM240 249H239V250H240ZM260 249H261V248H260ZM32 250H33V248H32ZM74 250H75V249H74ZM78 250H79V249H78ZM143 250H144V249H143ZM148 250H147V251H148ZM158 250H159V248H158ZM166 250H167V249H166ZM241 250H243V249H241ZM247 250H248V249H247ZM256 250H257V249H256ZM22 251H23V250H22ZM44 251H45V250H44ZM64 251H65V252H64ZM92 251H94V250H92ZM126 251H127V250H126ZM135 251H136V250H135ZM156 251H157V250H156ZM161 251H162V250H161ZM69 252H70V254H71V251H69ZM137 252H138V251H137ZM137 252H136V253H137ZM145 252H146V251H145ZM150 252H151V251H150ZM154 252H155V251H154ZM157 252H158V251H157ZM168 252H169V251H168ZM244 252L246 253L245 249H244ZM249 252H250V251H249ZM24 253H25V252H24ZM78 253H79V252H78ZM90 253H91V252H90ZM92 253H93V252H92ZM130 253H131V252H130ZM143 253H144V252H143ZM143 253H141V254L143 255ZM146 253H147V252H146ZM170 253H171V252H170ZM75 254H76V253H75ZM95 254H96V253L94 252V254H92V255H95ZM117 254H118V253H117ZM119 254H120V253H119ZM133 254H134V252H133ZM156 254H157V253H156ZM120 255H121V254H120ZM131 255H132V254H131ZM142 255H141V256H142ZM144 255H145V254H144ZM144 255H143V256H144ZM146 255H148V254H146ZM149 255H151V254H149ZM159 255H160V252H159ZM161 255H162V254H161ZM208 255H209V254H208ZM248 255H250V254H248ZM71 256H72V255H71ZM71 256H70V258H71ZM73 256H74V255H73ZM77 256H79V255H77ZM125 256H126V255H125ZM143 256H142V257H143ZM153 256H154V253H153ZM233 256H234V255H233ZM245 256H246V255H245ZM46 257H47V256H46ZM83 257H84V256H83ZM132 257H133V256H132ZM238 257H239V256H238ZM248 257H249V256H248ZM121 258H123V257H121ZM145 258H146V256H145ZM147 258H148V257H147ZM49 259H50V258H49ZM68 259H69V257H68ZM127 259H129V258H127ZM153 259H154V257H153ZM158 259H160V258L158 257ZM246 259H247V258H246ZM43 260H44V259H43ZM52 260H54V259H52ZM81 260H82V259H81ZM124 260H125V259H124ZM151 260H152V259H151ZM240 260H241V259H240ZM247 260H248V259H247ZM252 260H253V258H252ZM44 261H45V260H44ZM47 261H48V260H47ZM66 261H67V260H66ZM66 261H65V262H66ZM68 261H69V260H68ZM70 261H71V260H70ZM143 261L145 262L144 259H143ZM147 261H148V260H146V263H147ZM152 261H155V260H152ZM152 261H151V262H152ZM50 262H51V261H50ZM50 262H49V263H50ZM57 262H58V261H57ZM135 262H136V261H135ZM192 262H193V261H192ZM219 262H220V261H219ZM225 262H226V261H225ZM249 262H250V261H249ZM42 263H43V261H42ZM44 263L46 264V262H44ZM67 263H68V262H67ZM74 263H75V261H74ZM154 263H156V261H155ZM154 263H153V264H154ZM194 263H195V262H194ZM241 263H242V261H241ZM252 263H253V262H252ZM56 264H57V263H56ZM82 264H95V260H94V258L92 257V258H90V259H88V260L83 261ZM159 264H160V263H159ZM198 264H199V263H198ZM250 264H251V263H250ZM254 264H255V262H254Z\"/></svg>",
  "mask_w": 264,
  "mask_h": 264
}]
</instances>
